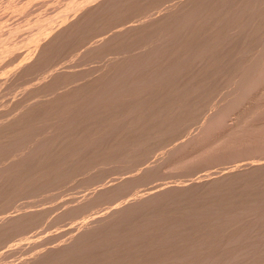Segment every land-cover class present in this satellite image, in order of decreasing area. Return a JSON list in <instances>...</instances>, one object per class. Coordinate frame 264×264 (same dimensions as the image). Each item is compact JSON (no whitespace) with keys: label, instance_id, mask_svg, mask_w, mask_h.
<instances>
[{"label":"rangeland","instance_id":"obj_1","mask_svg":"<svg viewBox=\"0 0 264 264\" xmlns=\"http://www.w3.org/2000/svg\"><path fill=\"white\" fill-rule=\"evenodd\" d=\"M1 1V3H2V5H0L1 7H0V17H1V24L2 23H4V28L3 27H1L2 25L0 24V32H2L1 34H2V36H1V34H0V37H2V38H0V39H3V40H1L2 42H0V43H3L4 45H6V46H4L3 44H1V46H2V48L3 49H1V47H0V53H1V55H0V116H2V118L0 119V172H2V173H6L5 174V176L2 178V179H0V190H1V192H2V190H4L2 193H0L1 195H0V215H2V216H0V219H1V217H3V216H6V215H14V214H20L22 211H24V210H26V208H29L28 210H30L32 213H33V215L36 213V215H34L35 217H33L34 219H30L31 221H33V220H35L36 219V221H35V224H36V222L38 221L39 222V219H41L40 220V222L42 221H45V222H47L48 220H50V219H52V217L54 216V217H57V218H54V219H52V222H53V220H55V222H56V220L58 219L59 221H57V223H51V224H49L50 222L48 221L47 223L48 224H46L45 222H39L38 224L39 225H41V226H39V225H37V227H38V231H36L37 230V227L35 226V224H33L34 223V221H33V223H32V225H33V228L32 229H30V228H28V226L30 227V225L29 224H31L29 221V224H28V222L27 223H25V226H24V224L23 225H21V226H19V227H17V228H14V229H12L11 231H8V232H5V233H3L1 236H0V243H2V244H0V252H1V256H3V254L4 253H6V251L8 252V250L10 251V249L8 248V246L10 247V245L11 246H16V245H18L19 244V246H16V247H14L15 248V250H16V248H17V251H15V250H13V248L11 247V251L13 250V254H12V252H11V256L10 255H7L6 256V254H8V253H6L5 254V256L7 257H1L0 256V260H2V261H0L1 262V264H9L8 263V261L10 260L11 261V259L13 260V261H11L10 262V264L12 263H16V262H21V261H23L22 260V257H24L23 259H25V260H27V259H30V257H34V256H36V255H38V254H41V253H43L44 251H43V249L45 248L46 249V247H44L43 248V246H46V245H51L50 246V248H54V246L55 247H57L56 246V244L55 243H57L58 242V244L57 245H59L60 246V243H61V239H63L65 242H68V240L67 239H69L73 234H75V232H76V230H77V227L84 221L85 222V219L86 220H90V219H87L88 217H87V215L90 213V215H92L93 214V212H94V216L95 217H97V215L99 216L100 214H104L107 210H109L110 209V207L112 208V207H115V206H119V205H121V202L122 203H124V202H127L128 200H127V198L129 197V198H131V199H129V201L130 200H133V198H136V197H138V195L140 194V195H143L144 193L143 192H148L147 190H149L150 189V187L149 186H151V189H153V187H154V189L156 188H163V185H164V187H166V186H168L167 184H170L171 183V185H173L175 182V184H189V183H191L192 181H194V180H202V179H206V178H209V177H212V176H216V174H220V173H223V171L226 169L227 171H229V170H231L232 168H230V167H232V166H234L233 168H236V167H240L241 169H243V168H246L247 167V165H248V161H249V163H258V164H256V166H253L252 167V169H255L254 171L257 173V174H263L264 173V169H263V167H264V165H262L263 163H264V153H261L262 152V147H263V143H264V134H261L262 132L264 133V80L262 81V82H260L259 84H258V87L256 88V90H254L252 93H251V95H249V97L247 96L246 98H245V100L243 101V103L242 104H244V105H242V108H241V106L239 107V108H234L232 111H230V118L228 117V118H226V120H225V123L226 124H229V123H235V124H237V121L239 122V126L237 125V127L239 128L238 129V133L239 134H237L235 137H233V139H223L224 141H225V143H223L221 146H219L217 149H214L213 150V148H211L212 147V142H213V140L214 139H211V137L213 136V135H215L218 131L217 130H219V129H216V128H218V127H214V130H213V124L215 125V126H219L220 128H221V124L219 125L218 123H217V125L214 123V121H215V119L213 120V118H215L217 115H219V114H221L222 112H224L225 110H226V106L224 107H221V105L224 103V99H225V97L227 96V94H228V92H229V87L228 86H226V82H229L228 80H229V77L231 76V74H233V73H230V71H234V70H236V62L237 61H242V60H244L245 58H237L236 59V61H235V63L236 64H234V65H232L233 66V70L230 68V71L228 70V72H226V76L224 75L223 76V78L221 79V81H219V83L216 85L215 83L216 82H212L210 85H208L207 86V88H205L207 91L210 89V88H212L210 91L211 92H206V90L204 89L203 90V92L198 96L199 98H196L197 99V104H196V102L192 105L194 108H192L190 111H192L191 113L188 111H186L187 112V116H189L188 114H191L190 116H193V112H195V109H197V108H199V107H201V109H200V111H199V109H197V112H195V116H197V117H195V116H193V117H187L186 118V116H184V114L186 115V113H184L182 116H179V118H177L176 120H174V121H172V122H165V123H163L162 121V123L161 124H157V123H159L158 121L159 120H161V115H160V111L156 108V106L154 105V103H153V101L154 102H156V100L158 99V97H159V95H166L167 93H164V92H162V90L160 91V93H159V91L158 92H156V93H151L149 96H146V98H145V100H147V101H149V103H151V104H147L146 106H143L144 108H146V110H144L143 112L141 111V112H139L138 114H137V118L135 117V116H133L132 117V119L130 120V122H131V124L132 125H130V124H128V125H124L123 127H126V126H133V129L135 130V132H136V129L134 128V126L135 127H138L139 126V123L140 124H142V122H143V120L145 119V118H148L147 119V123H149V125H150V127L152 126V127H154V128H151L150 129V127L147 125V123H145L144 125L146 126H148L149 127V129L152 131L153 129H155L154 131L156 132V134H157V136H156V134L155 135H153L152 134V136H154L155 137V139H153L151 136L149 137V134L151 135V133L152 132H154V131H152V132H150L149 134H148V136L146 135V133H143L144 131H146V128H145V126H143V125H141V126H143L144 127V131H143V129H141L142 127L141 126H139L138 128H140L143 132H141V130L140 129H137V130H140V131H137L139 134L141 133V136H142V134H143V138H146V136L148 137L147 139H148V141L149 140H151V139H153L154 141H152V142H148L146 139H144V140H146L147 142H148V145L150 144V146L152 145V143H153V145L151 146V148L150 147H148V145H147V142L145 143L144 142V140H142V142L144 143H142L141 144V139H143V138H141V139H136L137 141H139V143L137 144V141H134V137H132L131 135H132V133L133 134H135L136 135V133H134V130H132V131H129L128 129V127H126V128H128V129H126V131L128 130L129 132H124V130H125V128L123 129V127L122 128H119V129H123V132L125 133V134H127V133H131L130 134V136L133 138V141H134V143H132V145L129 147V148H131L132 146L134 147L135 145H136V147H134V148H131L130 149V151L132 150V151H136V148H138V146L137 145H139L140 144V146H139V148H142L141 147V145L143 146V148H144V146H146V148L148 147V150H149V148H150V150L153 152H151V155L153 156H151L150 155V150L147 152V153H149V155L146 153V154H144V152H146L147 150H145V149H138V150H141L140 151V153L141 152H143L142 153V155L144 156H146V155H148L149 157L147 158L148 160H146V157H145V159L144 160H139V161H136L137 160V157H138V154H140V153H138L137 154V152H135V153H133L132 151H131V153H133L132 155H137V157H135V162L136 163H132L130 160V162L132 163H129V161H127V160H124V161H127L126 163L129 165V168H132L134 165L133 164H135V167H133L130 171L128 170V166L126 165V163L124 162L123 164H124V166H125V168L124 169H126V170H128L127 172H130V173H127V175L128 176H126L125 174V172L122 170V172H119L118 170L120 169V168H117L119 165H118V163H119V161L120 160H123V159H119V157H124L125 158V156L128 158V156H129V154H131V153H126V152H130V151H128L127 149H129L127 146L128 145H125L124 143L125 142H127V144H130V139H132L130 136V138L128 139L126 136H121V137H124V138H126V139H128V141L127 140H124L125 142H123V141H121L122 139H124V138H121V139H119L120 141L119 142H115V143H118V146L120 147L121 145H122V143H120V142H123V144L125 145V149H126V147H127V149L126 150H124V147H120V149L122 148V150H119L121 153H126V155L125 156H123V154L121 155V156H119L117 159H119V161L117 160V163H115V159H114V157H113V159H111L112 157H110V159L114 162V167H112V168H114V169H118V170H114V172L116 173L117 171V173H121V175L120 174H117V175H115L114 174V172H113V174L115 175H113L111 172L113 171V170H111L110 168H111V166H113L112 164H110V163H113V162H110L109 163V161H111V160H109L108 159V156H113V155H115L114 154V149H115V151H117V155H120L121 153L118 151V149H119V147H114V149H113V147L112 148H109V150H111V149H113V150H111L110 152L108 151L107 152V154L106 153H104V152H106V150H102V149H107L108 150V146L107 147H103V145L105 144H103L102 145V148H101V144L99 143V147L97 148V152H99L100 150H102V151H100V154H102V155H107V157L105 156H103L102 157V159L103 158H107L106 160H108V162L107 161H105V159L104 160H102L101 159V156L102 155H100L99 153H98V155L100 156V161H97V160H99V158H98V155H96V157L95 156H93V154L95 155V153H96V151H95V153H94V151L92 150L93 149V146L95 145V141H94V139H96V145H98L97 144V142L99 141V142H101L100 141V137H101V133H104V132H101V130H103V129H101V127H103V125L104 124H102L103 122L102 121H104V122H106V119L104 120V119H102V123L101 122H99V120H101V117L102 116H99V118H98V114L97 113H99V114H104V113H106V114H108V116L106 115V117H109L110 115H109V113H117V111L119 112V114H120V112H122L123 110L124 111H127L129 108H131L132 106H133V100L132 101H130V100H127L126 99V101H124V102H121V103H118V105L120 104H124V106L123 107H121V106H114L113 107V105H111L110 103H109V105H110V108H108L109 106L107 105V107H106V105H104V107H103V105H102V107H103V112L101 111H99V107L97 108V111L95 112L94 111V114H97V115H95V116H97V119H98V124L100 125H98V126H95L96 124H95V122L96 121H94L93 123V125L95 126H92L91 125V123H89V122H91V121H93V120H91L93 117H94V115H93V117H92V113H93V111H92V113L91 112H85L87 115L89 114V116H91V117H89L88 116V118L90 119H88V118H86V116L87 115H82L84 112H80L81 114H79V113H77L76 115H75V119H78V121H76L75 122V119H74V121H72L71 123H73L74 122V125H76V124H78L79 126H81V124H82V126L83 125H85V126H83V128L82 127H79L78 129L80 130V132L82 131L83 133L81 134L80 132H76L75 130V132L72 130V129H74V128H72V127H74V126H72L71 124H70V126H72V127H70V128H72L71 130H70V128H69V133L71 134V136L69 135V137L68 138H66V134H69L67 131V129H68V126L66 125V126H64V125H62L63 127H65V128H59L58 127V129L60 130V131H58V132H56V129H54L55 127H53V125L56 123L57 124V126H58V122H61V120L63 119V117L66 115V113L68 112V116L70 115H73L76 111H75V109L77 108V110H80L81 111V107H84L85 106V104H87V102L89 101V100H87V99H89V97L88 96H92V94H90V93H92V92H90L89 93V95L87 96L86 94H88V91H90L91 89H92V87L91 88H86V87H89V86H87V85H89V84H85V83H90V82H92L93 84L92 85H94V84H96L95 82L96 81H98L99 82V80L103 77V74H105L106 72H107V69H109V67L111 66V64L110 63H113L114 64V66L119 62V61H121L122 62V60L124 59V58H126V57H128L129 55H130V53H128L127 55H126V52H129L130 50H132V52H131V54H135V53H138V52H140L141 51V49H143V45H135V43H137L136 42V40H139V36H140V34H141V40H139L138 41V43L139 42H141V44H144V43H146L151 37H152V35H154V33H155V31L154 32H152V30H154L155 29V27H156V23H154L153 24V22L152 21H155L156 19H154L152 16H154V17H156V16H164V15H168V13L169 14H174V12L173 11H175V10H177L175 13H183V12H186V11H190V10H193L194 11V9H196V10H198L199 9V7L200 8H203L204 7V9L205 8H209L208 10L210 11L209 13H211V15L213 14V16H215V17H218V18H220V15H216V13H217V11H214V10H218L219 11V14H221V16H222V14H223V12L224 11H222V9H223V7H222V9L220 8L221 6V3H220V1L219 0H212V2H210L209 0H208V4H206L208 7H206V6H203L202 4L204 3V5H205V1L203 2V0L201 1V0H199L201 3V5H202V7L201 6H199L200 4H199V2H198V0H195V1H197V5L195 4V2L193 1V0H177V2L174 0H172L173 2H176V3H180V5H179V3H178V5L179 6H176V8H175V6L174 5H172L173 4V2L171 3L169 0H147V1H145V0H140V3H141V1H142V4H139V5H135V4H133L132 2H135V0H132V2H129L128 3V1H125V2H123V3H125V5L122 3V5H120V6H116V7H114L115 9H113L112 7H110V8H107L106 10H105V12H104V10L102 11V12H104V14H107V12L109 11V15L108 16H102V15H104L103 13H98V15L99 14H102V15H99V18L97 19V16H96V14L95 15H93L92 17V19H91V17L89 18V19H91V20H89L90 21V23L89 24H92V22L93 21H95V19H96V23L95 22H93V23H95V25L94 24H92V26L91 27H89V29L87 28V29H85L84 30V32H80L81 33V35H79V36H77L78 34H80L79 33V30L81 31L82 30V28L84 29V28H86V27H88V26H90V25H88V23L87 22H89L88 20L86 21V24H84V23H82L81 25L82 26H78V27H80V28H78V30H77V28H76V30L71 34L72 35V37H71V35L70 36H68L67 38H65L66 39V41L68 40L69 42H71V44H69V42H68V44L64 41L65 39H63L62 41H61V43L63 42L65 45H67L66 47H65V45L63 46V45H61V43L59 42L58 44H55V45H49V47H47V48H45L44 49V51L43 52H41V50H40V48H41V45L44 43V42H46L53 34H54V32H56V30H58L60 27H63L65 24H67L68 22H70V20H72V18L73 17H75V16H77L79 13H81V11L85 8V7H87L88 5H92V4H95V2H97V1H99V0H14V1H12V0H7V2L5 3L4 1H6V0H0ZM130 1V0H129ZM143 1H145V2H143ZM185 1H186V3L187 4H189L188 6L187 5H184V4H186L185 3ZM218 2L219 4H214L213 2ZM237 1V0H236ZM238 1H240V0H238ZM249 1H251V3H255V2H259V1H261V0H249ZM4 2V3H3ZM136 2H139V0L138 1H136ZM135 2V3H136ZM203 2V3H202ZM0 3V4H1ZM9 5H8V4ZM128 3V4H127ZM144 3V4H143ZM167 3H171L170 5H167V7L166 6H164V5H166ZM176 3H174V4H176ZM184 3V4H183ZM212 3V4H211ZM134 6H133V5ZM137 4V3H136ZM147 4V5H146ZM191 5H193L192 7H191ZM212 5H214V6H212ZM3 6V7H2ZM129 6L131 7L130 9H129ZM136 6V7H135ZM170 6H172V7H170ZM185 6H187V7H185ZM191 7V8H194V9H187L188 7ZM211 6V7H210ZM217 6V7H216ZM156 7H159V8H157L156 9ZM172 8V10L170 9V8ZM173 7H174V9H173ZM179 7L181 8V9H179ZM149 8V9H148ZM151 8H153V9H151ZM186 8V9H185ZM38 9V10H37ZM137 9V10H136ZM153 11H151V10ZM161 9V10H160ZM163 9H165V11L163 10ZM214 9V10H213ZM182 10V11H181ZM184 10V11H183ZM2 11H3V13H2ZM115 11V12H114ZM159 11H161V13H158ZM172 11V12H171ZM180 11V12H179ZM112 12V13H111ZM126 12V13H125ZM147 12H150L151 14L153 13V15H151L150 13H149V15H150V17L148 18V19H151V18H153L154 20H152L151 21V23H150V21L149 20H146L145 18H146V15H148V13ZM165 12V13H164ZM214 12V13H213ZM146 13V14H145ZM161 14V15H160ZM184 14V13H183ZM261 14V16H259L260 18L262 17L263 18V21H264V10L262 11V13H260ZM148 15V16H149ZM122 16V17H121ZM169 16V15H168ZM103 17V18H102ZM106 19H105V18ZM143 17H145V18H143ZM102 20H101V19ZM109 18V19H108ZM8 19V20H7ZM100 19V20H99ZM104 19V20H103ZM111 19V20H110ZM224 20V19H223ZM92 21V22H91ZM98 21H102L101 23H103V24H100V22H98ZM11 22V23H10ZM98 22V23H97ZM213 22V21H212ZM211 22V23H212ZM229 22V21H228ZM106 23V24H105ZM201 23V22H200ZM210 23V25H209V23L208 24H205V25H203V27L206 29H209V28H211V27H214V25H212ZM264 23V22H263ZM5 25H6V27L7 28H5ZM85 25H87V26H85ZM108 25H109V27H108ZM142 25V26H141ZM151 25H153V26H151ZM208 25V26H207ZM226 26L228 25L227 23L225 24ZM85 26V27H84ZM101 26V27H100ZM106 26V27H105ZM130 26H138V29H137V31L136 30H134V31H132V33L130 32L128 35H130V37H131V39H132V37L133 38H135V35H136V38L134 39V41H133V39H132V41H131V43H130V38H129V36L127 37V36H121L120 34H117V32H119V31H121V30H123L124 28H126V27H130ZM82 27V28H81ZM103 27V28H102ZM154 27V28H153ZM196 27H198V26H196ZM195 27V28H196ZM220 27H222V26H220ZM262 27V32H260L259 33V35H258V37H257V39L259 38V40H264V37H263V35H264V25H262L261 26ZM98 30V31H96V29ZM223 28V27H222ZM8 29V30H7ZM49 29V30H48ZM94 29V30H93ZM214 29V28H213ZM212 28H211V30H213ZM6 31H9V32H6ZM15 31V32H14ZM19 31V32H18ZM26 31V32H25ZM78 31V33H76ZM83 31V30H82ZM149 31V32H148ZM222 31H223V29H222ZM89 32V33H88ZM115 32V33H114ZM8 33V34H7ZM13 35L12 36V38H11V34ZM28 33V34H27ZM74 33H75V35H74ZM137 33V34H136ZM139 33V34H138ZM5 34V35H4ZM77 34V35H76ZM115 34L116 35H118L117 37L115 36ZM7 35V36H6ZM8 35H10V36H8ZM19 35H21V37H19ZM114 35V36H113ZM6 36V37H5ZM14 36H16V38H20L19 40L18 39H16ZM81 36H83V37H81ZM138 36V37H137ZM195 36H197V34H196V32H194L193 33V35H192V37H191V39L188 41V38H187V40L186 41H184L183 42V44H181V46H180V48H179V60L182 58V49L183 48H185V47H189L190 46V42H193V41H195ZM257 36V35H256ZM256 36H254V37H252V38H256ZM263 37V39H260V38H262ZM4 37H5V40H4ZM14 37V38H13ZM69 37H71V38H73L74 37V39H72V40H70L71 38H69ZM108 37H112V42H109V45L107 44V45H105V46H103L102 48L104 49H102L101 48V50L100 49H98V51H100V52H98L97 51V49L95 50V49H93L94 51L93 52H91V48L90 47H92V46H96V44L97 43H99L100 41L102 42V41H104V40H106ZM143 37V38H142ZM223 37H224V34H223ZM9 38H11V39H9ZM86 38V39H85ZM117 39V41H116V39ZM45 39V40H44ZM85 39V40H84ZM144 39V40H143ZM237 39H239L238 41H236V42H238V43H240V42H242V37H239V38H237ZM236 39V40H237ZM249 39V38H248ZM18 40L19 42H16V41ZM247 40V39H246ZM251 40V39H250ZM259 40H257V42L259 41ZM24 41V42H23ZM44 41V42H43ZM85 41V42H84ZM188 41V42H187ZM254 41H255V39H254ZM6 42V43H5ZM129 42V43H128ZM144 42V43H143ZM234 42H235V40H234ZM235 42V43H236ZM251 42H253V39L251 40ZM256 41L255 42H253L254 43V45L257 43ZM8 43V44H7ZM19 44V45H17V44ZM137 43V44H138ZM235 43H233V41L231 42V44L232 45H234ZM238 43L237 44H235V45H238ZM261 42L259 41L257 44H260ZM14 45V46H12V48H10L11 47V45ZM16 44V45H15ZM33 44V45H32ZM81 44V45H80ZM129 44H132V46L130 47L129 46ZM135 46H137L138 48L140 47V51L138 50V48L137 47H135ZM140 44V43H139ZM252 44V43H251ZM256 44V45H257ZM69 45V46H68ZM71 45V46H70ZM231 45V46H232ZM235 45H234V47H232L233 48V50L232 51H234V48H235ZM4 46V47H3ZM63 46V47H62ZM230 46V45H229ZM239 46V45H238ZM237 46V47H238ZM65 47V48H64ZM72 49H71V48ZM129 47V48H128ZM136 48V49H134V48ZM256 47V46H255ZM257 47H258V45H257ZM64 48V49H63ZM93 48V47H92ZM111 48V49H110ZM124 48V49H123ZM10 49V50H9ZM35 49H37V52H36V50ZM67 51H66V50ZM120 49H123V50H120ZM129 49V50H128ZM174 49V48H173ZM172 49V51H171V47H170V49H169V46H167V47H165V49H164V52H163V55H162V57H161V61H165L166 62V64L167 65H169L168 67H172V65H171V63L169 62V61H171V54L172 53H174L175 52V49L173 50ZM2 50L4 51L3 52V54H2ZM138 50V51H137ZM236 50V49H235ZM104 53H103V52ZM120 51V52H119ZM231 51V52H232ZM5 52H8V53H5ZM17 52V53H16ZM34 52V53H33ZM36 52V53H35ZM63 52V53H62ZM119 52V53H118ZM135 52V53H134ZM5 53V54H4ZM33 53V54H32ZM118 53V54H117ZM185 53V52H184ZM34 54H38V55H34ZM93 54V55H92ZM116 54V55H115ZM119 54H123V56H124V58H122V57H119V58H116V57H118L119 56ZM125 54V55H124ZM55 55V56H54ZM166 55V56H165ZM17 56V57H16ZM32 56H33V58H32ZM102 56V57H101ZM105 56V57H104ZM115 56V57H114ZM121 56V55H120ZM147 56H148V58H152V56H153V53L152 52H150L149 54H147ZM165 57V58H164ZM6 58V59H5ZM31 58V59H30ZM40 58V59H39ZM120 58H122V60H120ZM14 59V60H13ZM30 59V61H29V63L30 62H33L34 60L36 61L35 62V64H33L31 67H29L28 69H25V71H24V69L22 68V67H24V65L23 64H28V60ZM57 59V60H56ZM59 59V60H58ZM115 59V60H114ZM127 59H129V61L130 62H132V60H130V58H127ZM153 59V58H152ZM118 60V61H117ZM124 60H126V59H124ZM246 60V59H245ZM244 60V61H245ZM114 61V62H113ZM115 61H117L116 63H115ZM127 62V61H124V62H126V64H128V63H130V62ZM6 64V65H5ZM107 64V65H106ZM113 64H112V66H113ZM22 65V66H21ZM107 66H108V68H107ZM111 66V67H112ZM231 66V67H232ZM18 68V69H17ZM23 70H22V69ZM48 68H50V70L48 69ZM107 68V69H106ZM13 69V70H12ZM52 69V70H51ZM32 70V71H31ZM13 71H15V74L14 75H11L12 74V72ZM58 71H59V73H58ZM105 71V72H104ZM11 72V73H10ZM14 73V72H13ZM44 73H45V75H44ZM50 73V74H49ZM56 73V74H55ZM52 74V75H51ZM74 74V75H73ZM7 75V76H6ZM5 78H4V77ZM47 76H49V77H47ZM55 76V77H54ZM44 79H43V78ZM82 77V78H81ZM89 77V78H88ZM94 79V81H93V79ZM18 78V79H17ZM70 78V79H69ZM95 78H98V79H95ZM6 79V80H5ZM79 79V80H78ZM225 79V80H224ZM227 79V80H226ZM3 80V81H2ZM58 80V81H57ZM76 80H78V81H76ZM81 80V81H80ZM86 80H91L90 82L89 81H86ZM6 81V82H5ZM10 81V82H9ZM86 81V82H85ZM70 82V83H69ZM75 82V83H74ZM68 83V84H67ZM194 83V82H193ZM221 83V84H220ZM45 84V85H44ZM49 84V85H48ZM62 84V85H61ZM85 84V85H84ZM215 84V85H214ZM224 84H225V86L227 87H225L224 86ZM56 85V86H55ZM228 85V84H227ZM85 86V87H84ZM211 86V87H210ZM213 86H215V87H213ZM54 87V88H53ZM67 87V88H66ZM74 87V88H73ZM78 88V89H76V88ZM94 87H96L95 85H94ZM210 87V88H209ZM226 88V90L224 89V88ZM53 88V89H52ZM63 89V90H62ZM90 89V90H89ZM95 89V88H94ZM94 89H92V91L94 90ZM188 89H191V87L189 86L188 87ZM214 89V90H213ZM50 90V91H49ZM58 90V91H57ZM60 90V91H59ZM75 90H79V92H75ZM227 90H228V92H227ZM260 91V92H259ZM43 92V93H42ZM57 92V93H56ZM75 92V93H74ZM87 92V93H86ZM214 92V93H213ZM77 93H79V95L78 96H80V97H82V98H80V99H78L77 101L79 102V104H80V108H79V105L77 104L78 102H76V101H74L75 103H76V107H75V103L73 102V100H75V97H77L78 98V96H77ZM86 93V94H85ZM213 93V94H212ZM39 94H40V96H39ZM62 94V95H61ZM81 94V95H80ZM207 94H209L208 95V97H210V101H212V102H214V105H213V103L212 102H209L208 101V103L210 104H208L206 101H207V99L206 98H208L207 97ZM253 94H255V95H253ZM75 95V97H73V96ZM161 95V96H162ZM206 95V96H205ZM212 95V96H211ZM214 95V96H213ZM58 96V97H57ZM71 96H72V99H71ZM87 96V97H86ZM166 96H168V94L166 95ZM251 96V97H250ZM55 97V98H54ZM63 97V98H62ZM155 97V98H154ZM213 97V98H212ZM262 97H263V99H262ZM162 98H163V96H162ZM167 98V97H166ZM166 98L164 97L163 99H162V101H163V103H165V101H166ZM44 99V100H43ZM47 99V100H46ZM42 100V101H41ZM65 100L67 101V102H65ZM71 102H73V103H71V107H72V109L73 108H75L74 109V112H73V110L71 111V107H69L68 108V104L70 103V101ZM161 100V99H160ZM201 100V101H200ZM208 100H209V98H208ZM45 102V103H44ZM200 102H202V103H200ZM255 102V103H254ZM41 103V104H40ZM44 103V104H43ZM65 103H66V105H65ZM82 103V104H81ZM198 103H199V105H198ZM205 103H207V104H205ZM36 104V105H35ZM47 104V105H46ZM59 104H61V105H59ZM126 104V105H125ZM213 106H212V105ZM246 104V105H245ZM73 105V106H72ZM78 105V106H77ZM198 105V106H197ZM209 105V107L207 108V106ZM215 105H217V107L215 106ZM220 105V106H219ZM45 106V108L46 107H48V109L51 107V108H55V110L54 109H42L43 107ZM58 106V107H57ZM59 106H60V108H59ZM63 106H67V107H63ZM112 106V107H111ZM211 106V107H210ZM34 107H35V109H34ZM63 109H62V108ZM101 107V106H100ZM121 108V110L122 111H120L119 109ZM244 107V108H243ZM18 108V109H17ZM39 108V110L36 112V110ZM57 108H58V110H57ZM67 108V109H66ZM114 110H113V109ZM115 108L116 109H118L117 111L115 110ZM123 108V109H122ZM211 108H213V109H211ZM248 108V109H247ZM256 108V109H255ZM18 111H17V110ZM59 109H61L62 111H60V113L61 114H65L63 117H61V114L59 113V112H57V111H59ZM68 109H70V111H71V113H69V111H67ZM106 109V110H105ZM108 109V110H107ZM109 109H110V111H109ZM162 109H166L165 107H163L162 106ZM205 109H207V110H205ZM215 109V110H214ZM219 111V114H217L216 115V111L217 110ZM237 109V110H236ZM20 110H21V112H20ZM43 110H45V113H43L44 111ZM52 110V111H51ZM53 110L54 111H56L57 112V115L59 114L60 115V117H59V115H58V117H59V121H56V120H58V118L56 119V116H54L55 114H53ZM240 110V111H239ZM241 110L243 111L244 110V113L243 112H241ZM250 110V111H249ZM254 110V111H253ZM64 111V112H63ZM67 111V112H66ZM204 111V112H203ZM235 111V112H234ZM237 111H239V112H237ZM251 111H252V113H251ZM256 111V112H255ZM2 112H3V114H2ZM20 112V113H24L25 112V114H27V115H23V119H21L22 117H20L22 114H20L18 117L15 115V114H17L18 115V113ZM47 112H49L48 114H49V116H45L46 114H47ZM50 112H52V113H50ZM63 112V113H62ZM200 112H202L201 113V115L202 116H200ZM208 112V113H207ZM232 112V113H231ZM5 113V114H4ZM15 113V114H14ZM37 113H39V114H41V116L40 115H37V118L39 117V118H41L42 117V115H44L41 119H39V120H42V122L41 121H39L35 116H36V114ZM55 113V112H54ZM73 113V114H72ZM141 113V114H140ZM199 113V114H198ZM206 113V114H205ZM240 113H241V116H240ZM243 113V114H242ZM9 114V115H15V118L17 119V121H18V123L16 122V125L18 124V126H20L19 125V121H20V123H21V120H22V123H21V125H24L23 126V130H25V128H26V130H28V131H30L29 133H35V134H39V136L41 137V135H43V134H41L42 133V130L44 131L45 129H47L48 127H51V126H49L50 124H51V122H49L50 120H54V118L56 119L55 121H54V123L52 124V128L55 130V132L56 133H58V134H60L59 132H61V131H63V132H61V134L63 135V137L64 138H66V139H64L63 137H62V135L60 134V137H62L63 139H64V141H61V140H57V143H56V139H57V137L59 138V136H58V134H56V133H53V135H52V133L51 134H48V135H46V136H44V139L43 140H41L42 142H41V144L39 145V146H37V147H35V148H33V150L31 151V152H28V154L29 153H31V154H27V152L26 153H24V154H27V156L30 158V160H29V158L27 157V162L26 161H23V160H21V159H23V158H25L26 159V157H24V156H26V155H23L22 154V156H21V158H20V156H14V157H12L11 155L13 154V153H15L16 152V150L17 149H19V148H17V146H20L21 147V145L22 144H20V143H22L23 141H28L29 139H20V142H19V139L16 141V139H7L12 133H14L15 134V132H16V130H19V132L21 131L20 130V128L17 126V129H13L11 126H9V123L10 124H14L15 123V119H14V116H10V118H8L7 117V115ZM47 114V115H48ZM51 114V115H50ZM198 114V115H197ZM204 114V115H203ZM213 114H215V115H213ZM236 114H238L239 115V118H237V116H236ZM251 114V115H250ZM253 114V115H252ZM263 114V115H262ZM8 115V116H9ZM67 115L64 117V119L66 118V120H68L69 118L67 117ZM78 115L80 116L79 118H78ZM113 114H111V116H112ZM141 115V116H140ZM208 115H209V117H208ZM257 115V116H256ZM4 116H6L7 118H5ZM69 116V117H70ZM81 116L83 117V116H85V118L83 117L82 118V120H80L81 121V123L79 122V119L81 118ZM110 116V118L109 119H111V120H113V119H117L116 117H118L119 115H113L115 118H112ZM144 116H146V117H144ZM157 116H159V119L157 120L156 119V121H154V119L157 117ZM185 118H184V117ZM205 116V117H204ZM210 116L212 117L213 116V118H212V123L211 122H209L208 124H207V128H205L204 127V129H207V130H205V134L204 133H202V134H204L203 135V137L204 138H206L207 136H209V138L207 137L205 140L204 139H202V141L204 142V144L206 145H204L203 143H201L200 142V144H202V145H204L203 147H204V149H203V147H202V149L203 150H205L208 146H210V147H208V150L206 149V151L204 152V151H202V149H201V151H202V156H201V151L200 152H195L194 150H200L199 148H201V146H199V145H196V144H194V145H196L195 147L193 146V143L192 144H190L189 146H191V147H189V146H187V148H188V151H186L187 150V148L186 149H184V150H182V149H180V150H182L181 151V153L182 154H184V156L187 158V159H184L185 157H183V156H181L182 154L180 153V151L179 150H177L175 153H176V155H175V153H170V150H171V148L172 149H175L176 147L175 146H179L180 145V142L182 141V143L181 144H184V143H186L189 139V137H187V135L188 136H190L191 137V135L193 134V135H196V134H198V132H200L199 130H198V128L200 127V130H202L201 132H203L204 131V129H202V127L201 126H199V125H201V123L203 124L205 121H208L207 119H209L210 118ZM219 116H221V115H219ZM234 116V117H233ZM236 116V117H235ZM4 117V118H3ZM20 117V118H19ZM49 117V118H48ZM52 117V119H50ZM105 117V118H106ZM141 117V118H140ZM199 117V119H197ZM234 119H233V118ZM242 117V118H241ZM11 118H12V121H10L11 120ZM46 118H48V119H46ZM68 118V119H67ZM72 118H74L73 116H72ZM136 118V119H135ZM152 118V119H151ZM193 118V119H192ZM196 118V119H195ZM207 118V119H206ZM218 118V117H217ZM235 121H233L232 119ZM237 119V121H236V119ZM252 118V119H251ZM257 118V119H256ZM6 121H5V120ZM14 119V120H13ZM24 119H27L28 121H25ZM61 119V120H60ZM84 119V120H83ZM93 119H95V117L93 118ZM108 119V120H109ZM228 119V120H227ZM229 119H230V121H229ZM262 120V121H259V120ZM4 120V121H3ZM24 120V121H23ZM46 120V121H45ZM89 120V121H88ZM107 120V121H108ZM110 120V121H111ZM139 120H142V122L140 121L139 122ZM146 120V119H145ZM177 120H179V121H177ZM182 120V121H181ZM194 120V121H193ZM199 120V121H198ZM252 120V121H251ZM8 121V122H7ZM82 121L84 122V121H86L87 123H89L91 126H89V127H87V123L86 122H84V124L82 123ZM150 121V122H149ZM233 121V122H232ZM24 122H26V124H24ZM35 122V123H34ZM49 122V123H48ZM96 122V123H97ZM137 122V123H136ZM144 122H146V121H144ZM152 122V123H151ZM180 122V123H179ZM182 122V123H181ZM195 122L197 123V126L195 125L194 126V124H195ZM199 122V123H198ZM248 122V123H247ZM256 122V123H255ZM7 125H6V124ZM38 123H41L42 125H38ZM45 123H47V126H45ZM67 123H68V125H69V121H67ZM76 123V124H75ZM107 123H109V122H107ZM186 123V125H182V124H185ZM192 123H193V125H192ZM247 123V124H246ZM262 123V125H260ZM13 124H12V126H13ZM35 124H37V125H35ZM49 124V125H48ZM56 124H55V126H56ZM101 124H102V126H101ZM106 124V123H105ZM135 124V125H134ZM152 124V125H151ZM199 124V125H198ZM241 124H244L248 129H250V127H251V129H252V127H253V131H249L248 130V132H247V128H244V125H242L243 126V128H240V126H241ZM257 124H259V125H257ZM9 126V129L7 128V127H5V126ZM27 125H29V126H27ZM107 125V124H106ZM179 126V128H177V126ZM188 125H191L192 126V129H193V126H194V131L196 132V129H197V133L196 134H194L193 133V131H192V129L188 126ZM248 125L250 126V125H252V126H250V127H248ZM15 126V125H14ZM25 126H27V127H25ZM36 126V127H35ZM39 126V127H38ZM61 126V127H62ZM121 126V125H120ZM146 126V127H147ZM181 126V127H180ZM188 126V127H187ZM260 127V129H258L257 130V132H256V130L255 129H257L256 127ZM4 127V128H3ZM12 128V132H10V129ZM22 127V126H21ZM25 127V128H24ZM67 127V128H66ZM78 127V126H77ZM91 127V128H90ZM94 127V128H93ZM147 127V128H148ZM196 127H198V128H196ZM258 127V128H259ZM7 128V129H6ZM14 128H16V127H14ZM28 128V129H27ZM81 128H82V130H81ZM84 128L87 130L88 128H89V132L91 133V135H90V137L88 136V134L89 133H84L85 131H83L84 130ZM96 128H98V129H96ZM176 128V129H175ZM183 128H184V130H187V131H185L184 132V130H183ZM188 128H190V131H189V129ZM22 129V128H21ZM65 129V130H64ZM77 129V128H76ZM78 129H77V131H78ZM100 129V133H99V130ZM114 128H112V129H110L109 131H107V132H110V134L108 133V135L107 134H105V133H107V132H105L104 134L105 135H107V137L104 135V137L106 138V140L108 139H110L109 138V136L111 135V134H114L113 132H115V131H118L119 129L118 128H115V131L113 130ZM118 129V130H117ZM132 129V127L130 128V130ZM180 129V130H179ZM25 130V131H26ZM35 130V131H34ZM53 130V131H54ZM94 130H95V132L96 131H98V137L96 136L95 137V135H96V133H94ZM112 130V131H111ZM148 130V129H147ZM179 130V134H178V131ZM183 130V131H182ZM216 130V131H215ZM221 130V129H220ZM219 130V131H220ZM254 130H255V133H253L254 132ZM260 130V131H259ZM28 131H26V132H28ZM93 133H92V132ZM213 131V132H212ZM247 133H246V132ZM67 132V133H66ZM75 134H74V133ZM86 132H88V130L86 131ZM112 132V133H111ZM147 132V131H146ZM154 132V133H155ZM171 132H172V135H171ZM181 132H182V134H181ZM187 132V133H186ZM190 132L192 133V134H190ZM250 132H252L253 134H255V135H253L252 133H250ZM17 133H18V131H17ZM78 133H80V136L81 135H83V134H85L84 136H83V138L84 137H86V136H88L87 138H90V140L92 141V139H93V141H94V143L93 144H91V145H93L92 147H91V145H90V148H92L91 150L89 149L88 150V152H90L91 154H92V156H91V154H87V150H86V148L87 147H83V145H81V143H83L82 141H81V139H82V137H77V136H79L78 135ZM123 133V135H125ZM185 133V134H184ZM260 133V134H259ZM55 134V135H54ZM77 137V138H81V139H77L74 135ZM115 134H117V133H115ZM114 134V135H115ZM145 134V135H144ZM182 135V137H181V135ZM184 134V135H183ZM190 134V135H189ZM200 134V137L198 138L199 140L202 138L201 136H202V134L201 133H199ZM210 134V135H209ZM249 134H251V135H249ZM261 137H259L258 135ZM28 135V134H27ZM26 135V136H27ZM73 135V136H72ZM92 135H94V136H92ZM99 135H100V137H99ZM138 135V134H137ZM136 135V136H137ZM179 135V136H178ZM192 135V136H193ZM25 136V137H26ZM113 136V135H112ZM111 136V137H112ZM134 136V135H133ZM135 136V138H138V137H136ZM139 137H141L140 135H138ZM145 136V137H144ZM211 136V137H210ZM244 136H251V138H253V137H259V139L258 138H256V139H249L248 137H244ZM23 137V136H22ZM21 137V138H22ZM51 137H53L52 139H51ZM94 137V138H93ZM104 137H103V139H104ZM115 137V136H114ZM116 137H117V135H116ZM115 137V138H116ZM177 137V138H176ZM42 138V137H41ZM61 138V139H62ZM77 139V140H75V139ZM87 138H85L84 139V142L86 141V140H88L87 142H89V139H87ZM98 138H100L99 140H98ZM115 138H113L112 140L113 141H118V140H115ZM119 137H117L116 139H118ZM180 138H182V139H180ZM235 138V139H234ZM244 138H247V139H244ZM62 139V140H63ZM71 139H73V140H71ZM102 139V140H103ZM157 139V140H156ZM179 140L178 142H177V140ZM54 141V144L52 143V141ZM79 140V141H78ZM98 140V141H97ZM111 140V139H110ZM110 140L108 141V143L107 144H109L110 145ZM175 140V141H174ZM181 140V141H180ZM185 140H186V142H185ZM226 140H227V143H226ZM63 142V144L61 143V142ZM67 141V142H66ZM81 141V143H79ZM112 141V142H113ZM222 141V140H221ZM231 143H230V142ZM110 142V143H109ZM135 142H136V144H135ZM156 144H155V143ZM159 142V143H158ZM196 142H198V141H195V143ZM206 142H208V144L206 143ZM244 142V143H243ZM52 143V144H51ZM86 143V142H85ZM114 143V142H113ZM119 143H120V145H119ZM161 143V146H162V148L160 147V144ZM199 143V142H198ZM18 144V145H17ZM20 144V145H19ZM56 144H58L57 146H58V148L56 147ZM61 144L63 145V147H61ZM112 144V143H111ZM134 144V145H133ZM146 144V145H145ZM163 144V145H162ZM171 144V145H170ZM228 144H230V145H228ZM12 145V146H11ZM13 145H14V147H13ZM66 146V148H65V146ZM106 145V144H105ZM116 145V144H115ZM114 144H112L111 146H115ZM123 145V146H124ZM154 145H155V148H153L154 147ZM158 145V146H157ZM168 145H170V146H168ZM226 145H228L229 146V148L230 149H232V151L228 148V146H226ZM233 145V146H232ZM236 145V146H235ZM242 145V146H241ZM110 146V147H111ZM117 146V145H116ZM165 146V147H164ZM172 146V147H171ZM192 146H193V148H192ZM197 146H199V147H197ZM224 146H225V148H224ZM250 146V147H249ZM15 147H16V149H15ZM157 147H159V149L157 148ZM175 147V148H174ZM248 147V148H247ZM60 148V149H59ZM61 148H63V149H61ZM66 150H65V149ZM89 148V147H88ZM87 148V149H88ZM100 148V149H99ZM157 148V149H156ZM167 150H166V149ZM191 148V149H190ZM240 148V149H239ZM12 149V150H11ZM57 149H59V152H58V150ZM68 149V150H67ZM84 149H85V151H84ZM154 149V150H153ZM156 149V150H155ZM169 149V150H168ZM190 149V150H189ZM194 149V150H193ZM224 149V150H223ZM228 149V150H227ZM259 149H261V150H259ZM56 150H57V152H56ZM61 150L63 151V152H61ZM94 150H96V148L94 149ZM143 150H145V151H143ZM162 151V152H159V151ZM226 150V151H225ZM240 150H243V151H240ZM251 150V151H250ZM65 151V152H64ZM91 151H93V152H91ZM104 151V152H103ZM156 151V152H155ZM194 152V155H193V152ZM209 153H208V152ZM249 151V152H248ZM264 151V150H263ZM67 152V153H66ZM103 152V153H102ZM111 152H113V154L111 153ZM164 152H166L165 153V155L163 154ZM168 152V153H167ZM178 152H179V154H178ZM187 152V153H186ZM189 152H190V154H189ZM221 152H224V156L226 157H224L222 154H221V157L223 156V158H225V162L227 163H225L224 162V165L223 166H227V168L226 167H224L225 169L223 170V168L222 169H220V171H219V168H221V167H223L222 166V163L223 162H221L220 163V155L219 156H217V154H220ZM236 153L235 155H234V158L236 157L237 158V156L239 157L238 159H240L241 157L244 159H240V160H237L236 158L234 159L232 156H229V155H231L230 153ZM239 152V153H238ZM245 152V153H244ZM61 153H63V154H61ZM70 153V154H69ZM73 153V154H72ZM85 153V154H84ZM118 153H120V154H118ZM204 153H208L207 154V156H205L204 155ZM251 153V154H250ZM59 154H60V156H59ZM67 155V157H66V155ZM97 154V153H96ZM155 154V155H154ZM158 154V155H157ZM169 154V155H168ZM173 154V155H172ZM181 154V155H180ZM198 154H200V155H198ZM240 154H242L241 156H239ZM62 155V156H61ZM83 155V156H82ZM116 155V156H117ZM134 155V156H135ZM142 155H139L140 157H138V159L140 158H142L143 156ZM162 155H164L165 157H167L168 159L166 160L168 163V166H166L167 164L165 163V159H163V163H165V164H163V165H160L161 167H159V165L158 164H161L160 162H161V157H163ZM178 155V157L181 159V157L183 158V161H181L178 157L176 158V156ZM196 155V156H195ZM228 155V156H227ZM246 155H249V157L248 156H245ZM86 156H88V157H86ZM90 156V157H89ZM157 156H160L159 158L157 157ZM173 156H175V157H173ZM191 156H193L192 158H191ZM199 156V157H198ZM204 156H205V159H204ZM213 156L215 157L214 159L216 160H214V163L215 162H217L218 164V166H217V168H216V166L214 165V166H211L212 168H207V169H209V170H207L206 169V171L205 170H202V169H200V168H204V167H202L203 166V163H204V166H205V162L208 160V166L210 167V165L213 163V160L212 161H209V160H211V158L213 159ZM252 158H251V157ZM63 157V158H62ZM152 158V159H157V161H159V163L155 160V162H152V160L150 159L149 160V158ZM157 157V158H156ZM169 157L171 158H175L176 159V161H177V159H178V161L176 162V163H178V164H175V159H174V161H172L171 159H169ZM209 157V158H208ZM216 157H217V159H216ZM220 157V158H219ZM18 160V162H19V160H21L20 161V165H17V163L18 162H16V159ZM59 158V159H58ZM63 159V161H62V159ZM65 158H69V159H65ZM71 158V159H70ZM87 158V159H86ZM98 158V159H97ZM116 158V157H115ZM127 158H125V159H127ZM130 159H134V157H132L131 158V155H130V157H129ZM164 158V157H163ZM207 158V159H206ZM232 158V159H231ZM248 158H251L250 160L248 159ZM64 159H65V162L67 163H65L64 162ZM160 159V160H159ZM191 159V161H189ZM245 159H247V161L245 160ZM256 159V160H255ZM262 159V160H261ZM2 160H3V162L4 161H6L5 163H3L2 162ZM60 160H61V162H60ZM173 163V164H175V165H173V167H171L172 166V163L170 162V161ZM187 160V161H186ZM205 160V161H204ZM222 160V161H223ZM232 160V161H231ZM234 160V161H233ZM237 160V161H236ZM259 162H258V161ZM13 161V162H12ZM57 161H59L60 162V164H59V162H57ZM69 161V162H68ZM92 161V162H91ZM97 161V162H96ZM102 161H103V163H104V161L105 162H107V164H105L106 165V167L105 168H107V166H108V172L109 171H111V172H109L108 173V175L111 173V175H107L106 176V174H107V170L106 169H104L103 167H104V164L102 163ZM132 161H134V160H132ZM140 161H142L141 162V165H139L140 163H137V162H140ZM144 161V162H143ZM145 161H147V162H145ZM149 161H151V163L149 162ZM180 161L182 162V163H180ZM189 161V162H188ZM228 161V162H227ZM256 161V162H255ZM15 162H16V164H15ZM24 162H26L25 164H24ZM57 162V163H56ZM158 164H157V163ZM187 163V168L186 169H184L185 167H182V166H186L185 164ZM203 162V163H202ZM209 162H211V164L209 163ZM239 162H240V164H239ZM23 163V164H22ZM63 163H65V165L63 164ZM121 163V162H120ZM142 163H147L145 166H144V164H142ZM153 163H154V165H153ZM169 163H170V167H169ZM202 163V164H201ZM219 163H220V165H219ZM19 164V163H18ZM22 164V165H21ZM72 164V165H71ZM109 164V165H108ZM115 164L117 165V166H115ZM139 165L140 166V168H139V166H138V168H136L137 166L136 165ZM152 164V165H151ZM155 164H157L158 166V168H160V169H164L165 167H169L168 169L166 168V169H164L165 171H169V169L170 168H172V169H175V170H173V171H175V173L177 174H175V173H172L171 172V170H170V172H171V176L172 175H176V176H178V177H176L175 176V179L176 178H178V179H176V180H170L169 178H167L166 177V174L168 175L169 173L167 172V173H165V177L167 178V179H163V177H164V173L162 172V171H164V170H162V171H160V169H157V167L155 166ZM180 164V165H179ZM182 164V165H181ZM188 164L190 165L189 167H188ZM192 164V165H191ZM200 164V165H199ZM234 164V165H233ZM17 165V166H16ZM27 165V166H26ZM31 165V166H30ZM52 165H53V167H52ZM68 165V166H67ZM121 165V167H122V169H123V165H122V163L120 164ZM131 165H133V166H131ZM144 166V168L146 169V170H151V171H153V168L152 167H155L154 168V171L155 170H157L156 172L158 173L159 172V174H161L160 172H162L163 173V177L162 176H160V177H162V178H160L159 176H157V175H159V174H155L154 172H153V174H155L154 176L155 177H153V178H156V181H157V179H158V181H157V183H158V187L156 186V183H155V185H154V183L153 182H156V181H154L153 180V178H152V180H151V177L153 176V174H152V172H149V171H147L149 174H152V176L151 177H149L150 175H148V178H147V172L145 173V169L143 168V166ZM150 167H149V166ZM177 165V166H176ZM178 165H179V167L180 168H178ZM19 166V167H18ZM54 166L56 167L55 168V171H54ZM62 166V167H61ZM64 166H66V167H64ZM93 166V167H92ZM110 166V167H109ZM165 166V167H164ZM174 166L176 167V168H174ZM198 166H201L200 168L198 167ZM230 166V167H229ZM13 167H15V168H13ZM18 167V168H17ZM21 167V168H20ZM59 167V169H57ZM70 167H71V169H70ZM95 167H97V168H100V169H98L97 170V168H95ZM149 167V169H147ZM163 167V168H162ZM197 167H198V170L200 169L201 170V172L200 171H198L197 170ZM216 168V171H215V168ZM260 167V168H259ZM23 168V169H22ZM64 168H66V170L68 169H70L69 170V172H68V170L64 173ZM134 168H135V170H137V172L134 170ZM239 168V169H240ZM256 168H257V170H259L260 172H258V171H256ZM61 169V171L60 172H63L64 174H65V176L64 177H62L63 176V174L61 173V174H59V170ZM62 169H64V170H62ZM142 169H143V171H142ZM181 169H182V171H181ZM192 169V172L190 171V170ZM195 169V170H194ZM205 169V168H204ZM210 169H211V172L213 173H210L209 174V172H210ZM213 169V170H212ZM263 169V170H262ZM72 170V171H71ZM106 170V171H105ZM121 170V169H120ZM125 170V171H126ZM141 170V171H140ZM185 170H189L190 172H188L187 174H188V176L190 175V173H192L193 174V172H194V174H195V172L196 171H198V172H196L197 173V175L195 174V175H190L191 177H187L186 175H185V177H184V172H186ZM194 170V171H193ZM225 170V171H226ZM18 171V172H17ZM27 171V172H26ZM53 171V172H52ZM71 171V172H70ZM100 171H101V173H100ZM102 171L105 173V174H102ZM133 171H135V172H133ZM181 171V172H180ZM208 171V172H207ZM217 171H219V172H217ZM224 171V172H225ZM56 172V173H55ZM100 173V175L99 174H96V176H98L99 175V179H100V177H104L103 179L101 178V180H104V179H106V177L108 178V179H111V180H109V181H111V182H113L112 181V179H114V181H119V179L118 178H120V180L121 179H123L125 176V178H129V179H131L132 178V180L130 181V180H128L127 182H129V183H133L132 185L133 186H129V184H128V187H130L132 190H130L129 191V188H127V187H125V185L127 184V182L125 183V185H123V187H122V189L120 188V190H122L123 191V189H124V193H125V191H126V189H127V191H129L130 192V194L126 191V193H128V195L127 194H123L122 193V191H120V190H116V192L115 191H113L114 193H116V195L114 194V193H112L111 192V194H110V196H108V197H110V199L108 198V200L109 201H113V200H111L112 198H111V196L113 195V196H117V194H119V192L118 191H120V194L122 193L123 195H126V197L124 196H122V195H120L119 194V196H120V198H121V196H122V198L119 200V199H117L118 198V196H117V198H115L114 197V199H116V200H114L113 201V203H109V205L108 204H105V203H107L106 201H107V198H105V196L103 195V198L102 199H104L103 200V202H102V200H101V198L100 199H98V200H96L97 201V203L99 202V200L103 203H101V202H99L98 204H96V202L95 201H93V202H91V204H90V202L88 203V204H90V205H88L87 204V206H89V210L87 211V213H86V211L85 210H87V206H86V208L84 209V208H82V209H80V208H75L77 205H78V203L80 202V200H84V198L86 199L87 198V196H92L93 194V192L94 191H96L99 187H102V186H104L105 184H108V185H111L112 183L110 182V184L108 183V181L106 182L105 180H104V182L102 181L101 182V180H97L98 179V177H96L95 178V176H91L90 174H94V173ZM124 172V173H123ZM132 172L133 173H138L139 172V174L137 175V178H138V176L139 175H141V177L142 178H136L135 177V174H133L132 175ZM141 172H143V173H145V177H143L144 175H142L141 174ZM184 174H183V173ZM205 172H206V174H207V176L205 175ZM254 172V173H255ZM1 173V174H2ZM14 173H15V175H16V173H17V177L14 175ZM58 173V174H57ZM68 173H70V174H68ZM199 173V174H198ZM55 174V175H54ZM57 174V175H56ZM68 174V175H67ZM71 174H73V175H71ZM130 174V175H129ZM180 174V175H179ZM183 174V175H182ZM12 175V178L10 177ZM20 175V176H19ZM58 175H60V176H58ZM91 176V179H92V177L93 178H95L94 180H93V182L92 181H90L91 179H87V178H90V177H87V176ZM105 175V176H104ZM113 175V177H110V176H112ZM125 175V176H124ZM201 175H203L204 176V178L202 177L201 178ZM15 176V179H17V181L15 180V181H11V180H14V177ZM54 176H57V177H61L60 179L58 178V179H56L57 177H55L54 178ZM67 176H70V178L69 179H67L68 177ZM77 176H79L78 178H77ZM116 176H120V177H116ZM123 178H122V177ZM131 176H133V177H130ZM170 176V174L168 175V177ZM170 176V177H171ZM174 176H172L171 178L172 179H174ZM181 176H182V178H181ZM200 176V177H199ZM20 177H22V178H20ZM53 177V178H52ZM66 177V178H65ZM140 177V176H139ZM180 177V178H179ZM184 177V178H183ZM18 178L20 179V181L18 180ZM63 178H65V180L67 181H63L62 179ZM72 178H74L73 180H72ZM84 178V179H83ZM86 178V179H85ZM137 179V181L138 180H141L142 179V181H143V183H141L140 184V182H142V181H138L137 183H138V185H136L135 183V180L134 179ZM146 178V179H145ZM150 178V179H149ZM159 178H160V180H159ZM11 179V180H10ZM54 179V180H53ZM77 179H81L80 181L81 182H83L82 181V179L84 180V181H86L87 180V182L85 183H82L81 184V186H84V184L87 186V184H89V182H90V186L88 187L87 186V188H86V186L84 187V188H82L81 186H77V184L80 182L79 180L77 181L78 183H76L75 182V180H77ZM107 179V180H108ZM143 179H145V180H143ZM149 179V180H148ZM184 179V180H183ZM187 179V180H186ZM194 179V180H193ZM25 180H27L28 182H26L25 184H24V181ZM60 180H62L63 182V184L61 183V181ZM68 180H72L73 181V183H72V181H70L71 182V184L73 185V187H71L72 185H70V182H68ZM162 180V181H161ZM164 180H165V182L167 183V184H165V182H164ZM167 180V181H166ZM168 180H170V181H168ZM57 181H59V183H61L60 185H59V183L57 182ZM134 181V182H133ZM145 181H146V183H147V181H148V185L149 186H147V184H145ZM151 183H153V186L151 185V184H149L150 182ZM185 181H186V183H185ZM187 181H190V182H188L187 183ZM21 182V183H20ZM65 182H66V184H65ZM80 182V183H81ZM91 182L93 183V185H91ZM98 183L99 185H97V184H95V183ZM102 184H101V183ZM106 182V183H105ZM159 182H163V183H159ZM169 182V183H168ZM173 182V183H172ZM53 183L54 184H57V186H53ZM116 183V182H115ZM2 184V185H1ZM51 184H52V186H51ZM66 185V188H67V186H69L67 189L65 188V185ZM75 184H76V187L74 188V186H75ZM139 184L140 185H142V186H139ZM63 185V187H62V189L63 190H61V186ZM95 185V186H94ZM107 185V186H108ZM159 185H160V187H159ZM8 187L9 186V188H11L12 190V194H10V190H9V188L7 189V188H4V187ZM11 186V187H10ZM22 186V187H21ZM58 186H60V187H58ZM106 186V185H105ZM127 186V185H126ZM136 186V187H135ZM156 186V187H155ZM204 186V189H206L208 186H207V184H204L203 185ZM54 187V188H53ZM57 187H58V189H57ZM126 189H125V188ZM133 187V188H132ZM134 187H135V189H134ZM141 187H144V188H141ZM146 187H148V188H146ZM2 188V189H1ZM14 188H16L18 191H19V189L18 188H21L20 190L22 191H20L21 192V194L22 195H18L17 193H20V192H18V191H15V189ZM73 189V191H72V189ZM78 188V189H77ZM93 188H95V189H93ZM137 188L139 189H142V191L139 189V190H137ZM69 189H71V191L69 190ZM75 189V190H74ZM147 189V190H146ZM150 189V190H151ZM5 190H8V191H6L5 192ZM16 192V194H17V196L18 197H16L14 194V191ZM51 190V191H50ZM53 190V191H52ZM67 190H69L68 192V194H69V196L71 197V200H72V202H73V200L74 199H76V200H74V202H75V204H72L71 203V200H70V197L69 196H66L67 195V192H65V191H67ZM79 190H82V191H79ZM87 190V191H86ZM136 192H135V191ZM149 190V191H150ZM60 191V192H59ZM75 191H76V193H75ZM78 191V192H77ZM90 193H89V192ZM93 191V192H92ZM131 191H134V192H131ZM139 191H141V192H139ZM62 192V195L60 194ZM63 192H64V196L65 197H63ZM70 192H71V194H74V195H71L70 194ZM73 192V193H72ZM5 193V194H4ZM8 193V194H7ZM23 193H24V196H23ZM60 195H59V194ZM65 193H66V195H65ZM79 193V194H78ZM81 193V194H80ZM141 193H143V194H141ZM219 193L221 194V192H218V195H219ZM224 193V192H223ZM221 194V195H224L225 197H227V196H232L233 194H232V192L231 193H229V195H227L228 193L227 192H225L226 194ZM233 193H235V192H233ZM257 193H259V192H257ZM11 196H10V195ZM134 194V195H133ZM232 194V195H231ZM237 194H239L240 195V193H238V192H236L235 193V195H237ZM10 197H9V196ZM76 195V196H75ZM78 195V196H77ZM80 195H82L80 198H79V196ZM108 195V194H107ZM213 195H216L217 197H221L220 198V200L222 199V197L223 196H221V195H217V192L215 193V194H212V196H210L209 197V199L208 200H213V202L212 201H208L209 203L210 202H212L213 204H209V203H207L206 202V199H207V197L205 196V195H202L201 197H199V198H201V199H199L197 196H193V197H188V200H186V199H179V201H178V199H177V201L178 202H176L175 201V203H178V206L181 204L182 206H183V208L184 207H187V211L186 210H184V213H180V211H179V215H178V211H176L174 208L172 209V207H171V211H169L168 209H167V212H170V213H168L167 215H166V209H164V207L162 208L161 207V209H164V210H162V211H164V212H162L161 211V213H159V215L158 214H154V216L153 217H156L158 220L157 221H154V219H151L153 222H155L156 224H154L152 221V223H150V222H144V220L143 219H145V218H142V220L143 221H141V223L143 224V222L145 223L144 225H146V223H147V226H144V227H149V229H148V232L150 233V231H151V233L152 232H159L160 234L158 235V232H157V235H150L148 232H146V233H148L149 234V236L147 235V234H144V231H146L147 230V228H146V230H144L145 228H143L142 229V227L140 228V227H138L139 229H142V230H134V228H128V229H126L125 228V230H123L124 232H113V235H112V233H110V232H108V233H104V235L102 236L103 237V239H105L106 240V243H105V240H103L102 239V241L105 243V246H104V249H102V250H99V249H97V248H95V246H91V247H89V248H84V249H82V250H78L77 252H74L72 255H70L69 257H67L66 259H68V260H66V264H93V263H95V264H127V262H130V261H127L126 259H129V258H131V261L133 260V259H136L137 260V258L138 257H136V255H138V256H140V254L138 253L140 250L139 249H141L140 248V246L141 245H144V244H146L147 245V243H145V238L144 237H146L147 238V236L151 239H149L150 240V246H145V248H144V246H143V248H144V251H145V249H146V247H148V249L145 251V254H147L146 255V257L149 259H146V258H143V259H145V260H142L141 258V261H148V263H146V264H153V262H155V264L157 263H159L160 264V262L159 261H165V260H163L162 258H164L163 257V255H165V254H167V255H169V257L166 255L165 256V258L164 259H166L167 257V259L170 261V262H167V261H165V263L166 264H193V262L191 261L192 259H193V257L194 256H196L195 258L197 259V258H199V259H197V261L198 262H201V260L203 259V257H202V255H203V251H205L204 252V254L205 255H207V257H205V260H206V262L208 263V264H210V263H212V264H244L243 262H245L246 264H247V261H248V263H249V261H250V259H251V261L253 260V261H257L258 262V264H261V263H259V262H261V261H259V259L260 258H258L259 257V255L261 254L262 255V253H261V250H262V247H264V246H262L261 247V244L260 243H262V242H264L263 240L264 239H261V236H262V238H264L263 236L264 235H262L261 234V236H259V232H264L263 231V229H261V227H260V225H262L263 224V222H264V213H262L261 214V212H264V210L262 211V208L264 209V207L262 206H260V208L259 207H257L258 208V210L259 211H261L260 212V214L259 213H257L258 212V210H256V209H253V208H250V206L252 207L253 205H251V203H253V201L251 202V201H247V200H243L241 197H239V198H237L239 195H237V197H235L236 199H233V198H231L232 200H231V202H235V204H239V205H234L233 203H232V205H234V207L235 208H233V206L230 204V200H228V198L229 197H227V198H223L224 200H226L224 203H226L225 204V206H227V207H223L224 206V203L222 202L223 200H221V205H219V201H217L218 200V198L216 197V196H213ZM259 197V199L260 198H262L263 197V195H264V192H263V195L260 193V194H257ZM257 195L255 194V196L254 195H251V196H253V199H255V200H257L258 198H257ZM261 195H262V197H261ZM15 196V197H14ZM59 197V198H56V197ZM204 196V197H203ZM234 196V195H233ZM251 196H249L247 199H250V197ZM5 197V198H4ZM7 197V198H6ZM67 197V198H66ZM75 197H77V198H75ZM214 197H216V199H214ZM11 198V199H10ZM14 198V199H13ZM17 198H19V199H17ZM21 198L23 199V200H25L23 203L21 202V203H19L20 204V206L18 207L17 205H19L18 203H14L15 201L14 200H16V202L19 200V202L20 201H23V200H21ZM62 198H63V200H62ZM74 198V199H73ZM78 198H79V200H78ZM83 198V199H82ZM202 198H205V199H202ZM240 198H241V202L242 203H245V204H247V208L248 209H252L253 210V212H252V210H248L249 212H247V211H245L244 209H246L245 207H246V205L244 206V205H241L239 202H240ZM6 199V200H5ZM7 199H8V201L9 200H11V201H14V202H10L9 201V204H8V201H7ZM61 201H60V200ZM65 199V200H64ZM68 199V200H67ZM58 200V202H56ZM117 200H119V202L120 203H118V201ZM123 200V201H122ZM194 200H197L196 202L194 201ZM198 200H199V203H204L202 206H203V208L205 209V207H207V208H209V210H210V212L208 213V212H206L205 211V213H207V214H205V218H204V215H203V212H204V209L203 208H200V205H198L197 206V204L196 203H198ZM251 200H252V198H251ZM68 201V202H67ZM70 201V202H69ZM185 201V202H184ZM228 201H229V203H228ZM237 201H239V202H237ZM245 201V202H244ZM246 201H247V203H246ZM7 202V203H6ZM26 202V203H25ZM56 202V203H55ZM60 202V203H59ZM61 202H64V204H63V206H62V204H61ZM66 202V203H65ZM73 202V203H74ZM78 202V203H77ZM215 202H218V203H216L218 206H220V207H218V206H216V205H214L215 204ZM250 202V203H249ZM255 202V201H254ZM48 203H50V204H48ZM59 203V204H58ZM68 203V204H67ZM114 203H116V205L114 204ZM175 203H172V204H170V205H173L174 204V206H175ZM185 203V205H183ZM223 203V204H222ZM256 203V202H255ZM13 204V205H12ZM14 204L16 205V206H14ZM23 204V206H24V204H26L24 207H25V209H24V207H21V205ZM27 204H28V206H27ZM46 204V205H45ZM61 204V205H60ZM67 204V205H66ZM72 204V205H71ZM95 204V205H94ZM187 204V205H186ZM193 204V205H192ZM196 205V207L197 208H192L191 209V205L192 206H195ZM232 206H230V205ZM3 205V206H2ZM66 205V206H65ZM180 205V206H181ZM209 207H208V206ZM213 205H214V207H213ZM249 205V206H248ZM41 206H43V207H41ZM55 206H57V207H60V208H57V207H55ZM75 206V207H74ZM178 206H175V208L176 207H178ZM179 206V207H180ZM201 206V207H202ZM210 206L212 207V209L210 208ZM230 208H232L231 210H233V209H235V210H237L238 211V209H239V211H238V213L236 212V211H234V212H236L237 214H239V212H240V215H241V212H242V215H243V210L245 211V213H247V214H249L250 213V211H251V213L252 214H249V217L247 216V214H245L246 215V217H245V215H243L244 217H242V218H244V219H241V221L239 220L238 222H242V223H240V224H242L241 225V228H239V226H240V224L237 226V221H236V219H239V217H237L236 218V216L235 217H233L234 215H233V213L231 214V217L228 215V214H226L227 216H228V220L226 219L227 218V216L225 215V211H226V209H228L229 207ZM237 206H238V208H237ZM241 206H242V208H241ZM20 207H21V209H20ZM31 207H32V209H31ZM37 207V208H36ZM45 207V212H44V209L42 210V208H44ZM53 207V208H52ZM62 207V208H61ZM64 207V208H63ZM91 207V208H90ZM93 207V208H92ZM169 208V206H165V208ZM178 207V208H179ZM190 207V208H189ZM240 207V208H239ZM4 208V209H3ZM12 208V209H11ZM23 208V209H22ZM40 208V209H39ZM48 208H50V209H48ZM55 208V209H54ZM99 208V209H98ZM182 208V207H181ZM180 208V209H181ZM182 208V209H183ZM216 209L217 208V210H218V208H221L220 210H222L223 208H226V209H223L222 211H220V210H218V212H217V210H216V213L217 214H222V212H224L222 215H225L226 216V220L228 221V222H225L226 220H224V216H223V219H222V215L220 214V215H217L216 213H214L213 212V209ZM229 208V209H230ZM237 208V209H236ZM244 208V209H243ZM20 209V210H19ZM35 209V210H34ZM38 209V210H37ZM48 209V212L46 211ZM60 209V212L58 211ZM92 209H94V211L92 210ZM170 209V208H169ZM185 209V208H184ZM200 211H202L203 210V212L202 213H200L199 212V210ZM202 209V210H201ZM229 209L227 210V211H229ZM242 209V210H241ZM18 210V211H17ZM51 210H52V212H53V215H52V212H51ZM53 210H55V211H53ZM61 210H62V212H61ZM65 212H64V211ZM92 210V211H91ZM159 210L160 209H157V211L159 212ZM188 210H189V212H188ZM192 210H196V211H192ZM198 210V211H197ZM225 210V211H224ZM230 210V212L229 213H231L232 211ZM241 210V211H240ZM42 211V212H41ZM61 214H59L58 212ZM67 211V212H66ZM80 211V212H79ZM156 211V210H155ZM172 211H176L177 212V214H176V212H175V214L177 215V219L175 218V216H170V214L171 213H173ZM181 211H183V210H181ZM186 211V212H185ZM192 211V212H191ZM7 214H6V213ZM20 212V213H19ZM26 212H27V210H26ZM31 212H29L28 211V213H30V216H31ZM44 212V213H43ZM255 212V213H254ZM39 213V214H38ZM49 213H51V215L49 214ZM56 213L58 214V215H56ZM63 213H64V215H63ZM92 213V214H91ZM155 213V212H154ZM157 213V212H156ZM165 215V216H163V214ZM192 213V214H191ZM193 213H195V214H193ZM213 213V214H212ZM228 213V212H227ZM236 213H234L235 215H236ZM41 214H42V217H39V216H41ZM43 214H44V216H43ZM47 214H48V216L50 215L51 216V218H50V216L49 217H47ZM55 214V215H54ZM83 214H86V215H84V216H82ZM174 214V213H173ZM182 214V215H181ZM202 214V215H201ZM210 214V215H209ZM214 214L216 215L215 217H214ZM260 215V217L259 216H256V215ZM46 215V216H45ZM76 215V216H75ZM89 215V218L90 217H92V216H90ZM156 215H158V216H156ZM169 215V216H168ZM207 215V216H206ZM233 215V216H232ZM241 215V216H242ZM252 215V216H251ZM257 217V218H259V219H257V221L260 223L261 222V224H257L256 222V220H254V219H256L255 218V216ZM93 216V217H94ZM162 216V217H161ZM199 216L201 217V218H199ZM219 216V217H218ZM238 216V215H237ZM240 216V217H241ZM32 217V216H31ZM38 217H39V219H38ZM44 217H45V219H48L47 221L46 220H43L44 219ZM58 217H61V218H58ZM62 217H63V219H62ZM79 217H80V219H79ZM85 217H87V218H84ZM161 217V218H160ZM171 217V218H170ZM181 217H183V219H186L187 221L188 220H191L190 222L192 223L194 220V222L192 223L193 224V226L192 227H194V225L196 226V227H198V226H200V227H198V229L195 227V228H191L190 226L192 225L189 221L188 222H184V221H186V220H182V218ZM185 217V218H184ZM188 217L190 218L191 217V219H188ZM192 217L193 218H195L194 220H192ZM197 217V218H196ZM207 217H208V221H204L205 219H207ZM209 217H211L210 219H209ZM156 218H155V220H156ZM167 218L169 219V220H167ZM175 218V219H174ZM181 218V219H180ZM215 219V218H218V219H216V222H215V220H211V219ZM231 218V219H230ZM232 218H233V220H234V218H236L235 219V221L236 222H233V220H232ZM248 220L247 221V223H248V226L245 224L246 223V219ZM38 219V220H37ZM60 219H62V220H60ZM65 219V220H64ZM83 219V220H82ZM164 221H163V220ZM182 221V223L183 224H181L182 225V228H184V227H186V226H188V223L190 224V226H188V229H187V227L186 228H184V229H182L181 228V230L179 229L181 226L179 225L180 223H177V222H179L180 220ZM197 219H199V220H197ZM201 219V220H200ZM203 219V220H202ZM222 219V220H221ZM145 220H147L148 221V218L147 219H145ZM173 220V221H172ZM175 220V221H174ZM209 220L210 221H213V222H209ZM219 220V221H218ZM224 220V221H223ZM242 220H244L245 222H243ZM51 221V220H50ZM61 221V222H60ZM65 221V222H64ZM82 221V222H81ZM150 221V220H149ZM161 221L163 222V223H161ZM177 221V222H176ZM197 221H199L198 223H199V225L197 224ZM200 221H202V222H200ZM203 221H204V223H203ZM256 221V222H255ZM63 222V223H62ZM158 222H160V223H158ZM176 222V223H175ZM59 223V224H58ZM61 223V224H60ZM72 223V224H71ZM148 223H150V224H152L151 226H150V224H148ZM173 223H175V224H173ZM185 223V224H184ZM205 223H211V225L210 224H205ZM213 223V224H212ZM226 223V224H225ZM228 223V224H227ZM253 223V224H252ZM28 224V225H27ZM43 224H46V228L45 227H43L44 225ZM53 224H55L56 225V229H60V231L62 232V233H60L59 232V236L57 235L56 237L55 236H53L54 235V233H57V231L58 230H50L51 232H52V234H50V233H48V229H50L51 227L53 228ZM63 224V225H62ZM68 224V225H67ZM160 224H161V226H160ZM187 224V225H186ZM215 224V225H214ZM27 225V226H26ZM49 225V226H48ZM50 225H53V226H50ZM59 225V226H58ZM65 225V226H64ZM139 225H140V223H139ZM149 225V226H148ZM153 225H155L156 227H157V229L158 230H156V229H153L155 226H153ZM165 225H166V227H165ZM175 225H179L178 227L177 226H175ZM185 225V226H184ZM201 225H203V226H201ZM206 225H207V227H206ZM217 225V226H216ZM25 227V229H24V227ZM35 226V227H34ZM50 227V228H48V227ZM57 226H58V228H57ZM62 226V227H61ZM158 226H159V228H158ZM184 226V227H183ZM211 226V227H210ZM219 226V227H218ZM221 226H224V227H222V228H220ZM244 226H245V228H244ZM259 226V227H258ZM263 226H264V224H263ZM45 228V229H41L40 231H39V228ZM65 227H67V228H65ZM150 227H152L151 229H153V230H150ZM218 227V228H217ZM227 227V231L225 230V228ZM243 227V228H242ZM247 227V228H246ZM258 227V228H257ZM34 228H35V230H34ZM63 229V231H62V229ZM137 228V227H136ZM135 228V229H136ZM137 228V229H138ZM189 228H191L192 230L190 231V229ZM211 228V229H210ZM215 228V229H214ZM235 228V229H234ZM26 229H30L29 231H30V233L32 232V233H34L33 234V239L35 240V241H37V242H35L34 241V243H33V239H31L32 237H29V236H32L29 232H28V230L26 231ZM66 229V230H65ZM124 229V228H123ZM129 229L131 230V231H129ZM132 229L134 230V231H136L137 233L139 232V231H141L140 233H138V235L135 237V235H133V234H135V232L134 233H132L133 231H132ZM203 229H204V231H203ZM206 229V230H205ZM220 229H221V231H223V230H225L226 231V234L227 233H229V234H225V233H223V232H221L220 231ZM32 230H34L35 232H33ZM44 230H45V232H46V234L48 235H46L45 234V232H44ZM47 230V231H46ZM127 230V231H126ZM150 230V231H149ZM198 230H201L200 232L198 231ZM208 230V231H207ZM261 230V231H260ZM26 233H25V232ZM55 231V232H54ZM161 231V232H160ZM192 231H195L194 233L192 232ZM197 231V232H196ZM21 232V233H20ZM37 232H40V233H44V235H43V233L41 234V235H43L42 236V238L45 236V239H44V241H46V237H48V239H52L50 242L53 244H50V242L49 241H46V243L48 242V244H46V245H43V244H45V242H43V239H41V241L40 240H37V239H39V238H41L40 236V234L39 233H37ZM54 232V233H53ZM73 232V233H72ZM128 232V233H127ZM199 232V233H198ZM25 233V234H24ZM129 233H130V235H129ZM136 233V234H137ZM142 233V234H141ZM162 233V234H161ZM195 233H196V235H195ZM207 234V236H208V234H210L211 236H209V237H207L206 236V234ZM214 233V234H213ZM217 233V234H216ZM221 233V234H220ZM23 234L26 236V237H24L23 236ZM29 234V235H28ZM36 234V235H35ZM62 234V235H61ZM139 234H140V236H139ZM153 234H156V233H153ZM197 234H199V235H197ZM201 234H205V236L204 237H207V238H205L206 240L204 241V240H202L203 239V235L202 236H200ZM220 234V235H219ZM224 234L227 236V237H225L224 236ZM231 234H235V235H232L231 236ZM37 235H39L38 237H36ZM49 235H51L52 237H54L55 238V242L53 241L54 239L51 237H49ZM65 235H67V236H65ZM127 235H129V237L127 236ZM133 235V236H132ZM144 235H147V236H144ZM197 236V237H193V236ZM217 235V236H216ZM64 236V237H63ZM132 236V237H131ZM138 236H139V238H138ZM142 236H144V237H142ZM155 236H157V242L158 241H160V242H158L160 245L159 246H157L158 245V243H157V245H156V240L155 241H152L153 239H152V237H155ZM190 236H192V237H190ZM200 236V237H199ZM220 236H221V238L223 239L224 238V242L225 241H227L225 238H228L229 239V241H228V243L227 242H225V246L224 247H226V249L228 250H226L225 251V249L224 248H222L223 246H222V244H224V242L223 241H221L220 240ZM35 237V238H34ZM59 237V238H58ZM62 237V238H61ZM128 237V238H127ZM159 237L161 238V239H159ZM5 238V239H4ZM28 239V238H30L31 240V244L28 242V243H26L27 241H25L26 239ZM61 238V239H60ZM65 238V239H64ZM130 238H131V240H130ZM136 238H137V240H136ZM187 238V239H186ZM197 238V240H198V238H199V240H200V242L201 241H204V242H201V243H199V241H197V240H195ZM202 238V239H201ZM218 240H217V239ZM260 238V239H259ZM13 239V240H12ZM18 239V240H17ZM21 239H25L24 241H25V243L27 244V246L29 247L30 246V248L32 247V249H31V251L28 249H26V247L24 246L25 245V243H24V241H22ZM56 239H58V241L56 240ZM60 239V240H59ZM118 239V240H117ZM134 239H135V241H137L139 244L137 245L136 243H134L135 241H134ZM143 239H145V240H143ZM155 239H156V237H155ZM168 239V240H167ZM171 239V240H170ZM212 239V240H211ZM215 239V240H214ZM260 240V242H258L259 240ZM22 241L23 243V245L21 244V242L19 243V242H17V241ZM127 240V242H128V244L129 245H132V246H130L131 247V250H128L127 249V247H126V241ZM140 240V241H139ZM147 240H148V238H147ZM186 240V241H185ZM192 240V241H191ZM194 240V241H193ZM230 240H231V247L229 246L230 244H229V242H230ZM242 240V241H241ZM15 241V242H14ZM62 242V244L61 245H63V244H65V242ZM129 241H131L130 243H129ZM142 241V242H141ZM144 241V242H143ZM162 241H163V243H162ZM188 241V242H187ZM189 241H190V243H189ZM195 241H197V242H195ZM207 241H209V243H208V245L206 246L207 248H209V249H205V245H206V242ZM210 241H212L211 243H210ZM232 241H234L233 243H232ZM4 242H5V244H4ZM10 244V245H8V243ZM10 242H13L15 245H13V244H11ZM38 242H40V244L38 243ZM60 242V243H59ZM109 242V243H108ZM146 242H148V241H146ZM151 242H153V243H151ZM171 242V243H170ZM181 242H182V244H181ZM223 242V243H222ZM17 243V244H16ZM36 243H38V244H36ZM142 243V244H141ZM149 243V242H148ZM174 243V244H173ZM193 245H192V244ZM222 243V244H221ZM239 243V244H238ZM249 243V244H248ZM256 243V244H255ZM4 244V245H3ZM8 246H7V245ZM30 244V245H29ZM36 244V245H35ZM42 244V245H41ZM109 244V245H108ZM126 244V245H125ZM136 244V245H135ZM151 244H154V245H156L157 247H153L152 246V248H157L156 250H158V251H156L155 249V251L154 252H156L157 254H155V253H153V254H151V252H152V248H151ZM179 244V245H178ZM189 244H191L190 246H189ZM197 244V245H196ZM211 244V245H210ZM212 244H213V246H212ZM229 244V245H228ZM241 244V245H240ZM260 244V245H259ZM264 244V243H263ZM262 244V245H263ZM33 245H34V248H33ZM39 245H41V246H39ZM49 245H48V248L45 250L46 252L48 251V249H50L49 248ZM108 245V246H107ZM162 245V246H161ZM187 245L189 246V247H187ZM197 247H199V248H197ZM199 245V246H198ZM203 245V246H202ZM221 245V246H220ZM2 246V247H1ZM5 246V247H4ZM7 246V247H6ZM121 247V249H120V247ZM125 246V248L126 249H124L123 247ZM128 246V245H127ZM137 246H138V250L136 249L137 248ZM168 246V247H167ZM170 246H172V247H170ZM177 246V247H176ZM192 246L194 247V250L192 249ZM228 246V247H227ZM258 246H259V250H260V254H257V253H259V250H255V249H258ZM22 247H24L25 248V250H24V248L22 249V250H24L25 252V254H23V251H21L20 249H18V248H22ZM27 247V248H28ZM38 247V248H37ZM129 247V246H128ZM129 247V248H130ZM186 247V248H185ZM202 247V248H201ZM204 247V248H203ZM230 247V248H229ZM233 247H235L234 248V250H233ZM261 247V248H260ZM1 248L3 249V248H5L4 250H1ZM41 248V249H40ZM43 248V249H42ZM93 248V249H92ZM111 248V249H110ZM117 248V249H116ZM143 248H142V250H143ZM149 248H151V249H149ZM170 248V249H169ZM172 248H174V249H172ZM196 248V249H195ZM211 248V249H210ZM229 248V249H228ZM99 251V254H95V253H98V251ZM106 249V250H105ZM172 249V252H173V250L175 251V253L176 254H174V253H172L170 250ZM178 249V250H177ZM190 249V250H189ZM204 249V250H203ZM223 249V250H222ZM237 249V250H236ZM243 249H244V251H243ZM27 250V251H26ZM41 250H42V252H41ZM109 250V251H108ZM117 250H119L120 252L121 251H123L125 254H123L124 256H126V255H128V253H129V255H130V257L129 258H124L123 257V255L118 251V253H117ZM141 250V251H142ZM148 250H149V252H148ZM151 250V251H150ZM167 250V251H166ZM196 250H198V251H196ZM229 250H232V251H230L229 252ZM30 251V252H29ZM33 251V252H32ZM96 251V252H95ZM140 251V253H141V255H143L144 254V252H141ZM167 252V253H165V252ZM180 251V252H179ZM190 251V252H189ZM194 251H196L197 252V254H195L196 252H194ZM199 251H201V252H199ZM208 251V253L209 254H206V252ZM10 252H9V254H10ZM17 252V253H16ZM22 253V254H20V256H21V258H20V256H18L19 254L18 253ZM26 252H28V255H27V253ZM102 252H104V253H102ZM107 252V253H106ZM110 252V253H109ZM148 252V253H147ZM168 252H170V254H168ZM184 254H183V253ZM192 252H194L193 254H191ZM198 252H199V254H198ZM248 254V260H246L247 259V255H246V253ZM18 256V257H16V255ZM29 253H31V254H29ZM33 253V254H32ZM86 253V254H85ZM106 253V254H105ZM109 253V254H108ZM162 253V254H161ZM190 255H189V254ZM230 253H231V255H230ZM244 253V254H243ZM263 253H264V248H263ZM36 254V255H35ZM102 254V255H101ZM120 256V257H118V255ZM160 254V255H159ZM171 254H172V256H171ZM173 254L174 255H176L175 257L176 258H174L173 257ZM202 254V255H201ZM257 254V255H256ZM25 255V256H24ZM29 255H30V257H29ZM87 255V256H86ZM100 257H99V256ZM108 255V256H107ZM114 255H115V257H114ZM154 255H156V256H154ZM157 255H159L158 256V258H157ZM183 255V256H182ZM186 255V256H185ZM191 255H194V256H192V259H191ZM201 255V256H200ZM209 255H210V257H209ZM244 255V256H243ZM261 255H260V257H261ZM9 256V257H8ZM14 256V257H13ZM55 256V255H54ZM106 256V257H105ZM134 256V257H133ZM154 257V259H153V257ZM162 258H161V257ZM187 256H189V258H187ZM198 256H200V257H198ZM232 256H233V258H232ZM243 256V257H242ZM250 256H251V258H250ZM256 256V257H255ZM258 256V257H257ZM264 256V255H263ZM261 257L262 258V261H264L263 259H264V257ZM25 257H27V258H25ZM29 257V258H28ZM102 257H104V258H106V259H103ZM109 257V258H108ZM123 257V259H122V261H121V259L119 260V258H122ZM145 257V256H144ZM150 257V258H149ZM171 257H173L172 258V260H173V263H171L172 261H171ZM202 257V258H201ZM246 259H245V258ZM6 260H4V259ZM9 258H11V259H9ZM16 258L17 259V261L15 260L14 261V259ZM20 258V259H19ZM100 258V259H99ZM155 258H157V259H155ZM170 258V259H169ZM179 258H181V259H179ZM184 258H186V259H184ZM193 259V260H195L196 261V259ZM207 258V259H206ZM209 258V259H208ZM232 258V259H231ZM8 259V260H7ZM55 259V258H54ZM152 259V263H149L150 262V260ZM159 259V260H158ZM175 259V260H174ZM179 259V260H178ZM188 259L190 260L189 261V263H188ZM231 259V260H230ZM4 260V261H3ZM19 260V261H18ZM104 260V261H103ZM106 260V261H105ZM123 260H125V261H123ZM130 260V259H129ZM136 260H133L132 262V264H134V261H136ZM139 260V259H138ZM138 260L136 261V262H138ZM153 260H155V261H153ZM157 260H158V262H157ZM245 260V261H244ZM261 260V259H260ZM118 261H119V263H118ZM127 261V262H126ZM140 261V260H139ZM140 261V262H141ZM146 261V262H147ZM176 261H178V262H176ZM180 261V262H179ZM187 263H186V262ZM197 261L196 262H194V264H196L197 263ZM237 261V262H236ZM250 261V263H253V262H251ZM255 261V263H257ZM3 262V263H2ZM6 262V263H5ZM57 262V263H56ZM58 262H61V264H65L64 263V261H57V260H55V262H53V264L55 263V264H58ZM87 262V263H86ZM109 262V263H108ZM121 262V263H120ZM122 262H126V263H122ZM135 262V264H137ZM140 262H138V264L140 263ZM161 263V264H164V263ZM205 262V261H204ZM203 261H202V264L204 263ZM131 263V262H130ZM206 263V264H207ZM263 263V262H262ZM60 264V263H59ZM142 264H144V262L142 263ZM197 264H199V263H197ZM205 264V263H204ZM264 264V263H263Z\"/></svg>","mask_w":264,"mask_h":264},{"label":"bare ground","instance_id":"obj_2","mask_svg":"<svg viewBox=\"0 0 264 264\" xmlns=\"http://www.w3.org/2000/svg\"><path fill=\"white\" fill-rule=\"evenodd\" d=\"M12 1H14V0H12ZM125 1H128V3L129 2H132V0H99V1H97V2H95V4H92V5H88L87 7H85L82 11H81V13H79L77 16H75V17H73L72 18V20H70V22H68L67 24H65L63 27H60L58 30H56V32H54V34L46 41V42H44L42 45H41V48H40V50H41V52H43L44 51V49L45 48H47V47H49V45H55V44H58L59 42L61 43V41L63 40V39H65V38H67L68 36H70L75 30H76V28H77V30H78V28H80V27H78L79 25L80 26H82L81 24L82 23H84V24H86V21L88 20H91L93 17V15H95L96 14V16L98 15V13H103L104 14V12H105V10L107 9V8H110V7H112L113 9H115L114 7H118V6H120V5H122V3L123 2H125ZM136 1H138V0H135V2ZM145 1H147V0H145ZM145 1H143V2H145ZM165 1V0H164ZM171 3L174 1H172V0H169ZM176 2H177V0H175ZM194 2H195V4L197 5L198 3H197V1H195V0H193ZM202 1V0H201ZM208 2V0H203V2ZM210 2H212V0H209ZM217 1V0H216ZM213 2L214 4H219L218 2L220 1V3H221V9H222V7H223V9H222V11H224L223 12V14H222V16H221V14H219V11L218 10H214V11H217V13H216V15L218 14V15H220V18H218V17H215V16H213V14L211 15V13H209L210 11L208 10L209 8H205L204 9V7L203 8H200L199 7V9L198 10H196V9H194V8H191L193 5H191V7L189 6L187 9H194V11L193 10H188V11H186V12H183V13H175L177 10H175V11H173L172 10V8H170V7H172V6H170L169 8L174 12V14H169L168 13V15H164V16H156V17H154V16H152L154 19H156L155 21H152V20H154L153 18H151V19H148L149 17H150V15H149V13L150 12H147L148 13V15H146V18L145 17H143V18H145L146 20H149L150 21V23H151V21L153 22V24L154 23H156V27H155V29L154 30H152V32H154L155 31V33H154V35H152V37L146 42V43H144V44H141V42H139L138 43V41L139 40H141V34H140V36H139V40H136V42L138 43H135V45H143L142 47H143V49H141V51L139 50L140 49V47L138 48L137 46H135L134 44V46L135 47H137L138 48V50L140 51V52H138V53H135V54H131V52H132V50H130L129 52H126V55L128 54V53H130V55L128 56V57H126V58H124V56H123V54H119V56L118 57H116V58H119V57H122V58H124V59H126V60H122V58H120V60H122V62L121 61H119L115 66H114V64L113 63H110L111 64V66H112V64H113V66L111 67H109V69H107L108 68V66H107V72L105 73V74H103V77L99 80V82L98 81H94V79H93V81L96 83V84H94L96 87H94V85H92L93 83L92 82H90L91 80H86V81H89L90 83H85V84H89V85H87V86H89V87H86L87 89L88 88H91L92 87V89H94L93 91H92V89L90 90V91H88V94H86L87 96L89 95V93L90 92H92V93H90V94H92V96H88L89 97V99H87V100H89L88 102H87V104H85V106L84 107H81L80 106V104H79V100L78 99H80V98H82V97H80V96H78L79 95V90L77 91V90H75V92L77 91V92H79V93H77V96H78V98L77 97H75V95L73 96V97H75V100H73V102L74 101H76V102H78L77 104L79 105V108L81 109V111L80 110H77V108L75 109V108H73L72 109V107L70 106L71 105V103H73V102H71L70 100V103L68 104L69 106H68V108L69 107H71V111L73 110V112H74V109H75V113L73 114V115H67L68 114V112L67 111H69V113H71V111H70V109H68L66 112V115H67V117L69 118H67L68 120H66V118L64 119V117L66 116L65 114V116L63 115V114H61L60 113V111H62L61 109H59V111H57V112H59L60 114H61V117H63V119L61 120V122H58V126H57V122L55 123L56 124V126H55V124L53 125V127H55L54 129H56V132H58V131H60L59 129H58V127L59 128H65V127H63L62 125H64V126H68V133H69V131L72 129V128H74V129H72L73 131L75 130L76 132H80V128L79 127H82L83 128V126H85V125H83L82 126V124H81V126H79L78 124H76V125H74V122L73 123H71L72 121H74V119L76 118L75 117V115L77 114V113H79V114H81L82 112H84L82 115H87L85 112H91L92 113V111H93V113H92V117H93V115H94V117H95V119H91V120H93V121H91V122H89V123H91V125L92 126H94L93 124V122L94 121H98V119H97V116H98V118H99V116H102L101 117V120H99V122H101L102 121V119H106V122H104V121H102L101 123L102 124H104L103 125V127H101V129H103V130H101V132H107V131H109L110 129H112V128H114L113 130L115 131V128H122L124 125H128V124H130V125H132L131 124V122H130V120L132 119V117L133 116H137V114L139 113V112H143L144 110H146V108H144L143 106H146L147 104H151V103H149V101H147V100H145V98H146V96H149L151 93H156V92H158L159 91V93H160V91L162 90V92H164V93H167L168 94V96H166V95H162L163 96V98L165 97H167L166 98V101H165V103H163V101H162V96L161 95H159V97H158V99L156 100V102H154L153 101V103H154V105L156 106V108L160 111V115H161V120H159L158 122L159 123H157V124H161L162 122L163 123H165V122H172V121H174V120H176L177 118H179V116H182L184 113H186V115L184 114V116H186V118L187 117H193V116H195L196 114H195V112H197V109H199V111H200V109H201V107H199V108H197V109H195V112H193L194 114H193V116H190L191 114H188L189 116H187V112L189 111L190 113L192 112V111H190L192 108H194L192 105L197 101V99L196 98H199L200 96V94L203 92V90L205 89V88H207V86L208 85H210L212 82L214 83V82H216L215 84L217 85L218 83H219V81H221V79L223 78V76L225 75H227L226 74V72H228V70L230 71V68L232 69L233 68V66L232 65H234V64H236L235 66H236V70H234V71H230V73H233V74H231V76L229 77V82H226V86H228L229 87V92H228V90H227V92H228V94H227V96L225 97V99H224V103L221 105V107H227L226 108V110L224 111V112H222L221 114H219V111L217 110L216 111V115L217 114H219V115H221V116H219V115H217L215 118H213V116L211 117L210 116V118L209 119H207L208 121H205L203 124L201 123V125H199V126H201L202 127V129H204V127L205 128H207L206 126H207V124L209 123V122H213L212 121V118H213V120L215 119V121H214V123L217 125V123L220 125L221 124V128L219 127V126H215L214 124H213V130H214V127L216 128V127H218V128H216V129H221L220 131L219 130H217L218 132L215 134V135H213L212 137H211V139H214L213 140V142H212V147L211 148H213V150L214 149H217L219 146H221L223 143H225V139H233V137H235L237 134H239L238 133V127H237V125L239 126V122L237 121V119H236V121H237V124H235L236 122L233 120L234 118V116L231 118L235 123H229V124H226L225 123V120H226V118H230V111H232L234 108H239L240 106H241V108H242V105H244V104H242L243 103V101L245 100V98L248 96L249 97V95H251V93L254 91V90H256V88L258 87V84L260 83V82H262L263 80H264V40H259V38L257 39V37H258V35H259V33L260 32H262V25H264V21H263V18L261 17H259V16H261V14L260 13H262V11L264 10V0H261V1H259V2H255V3H251V1H249V0H240V1H236V0H219L218 2ZM5 3L7 2V0L6 1H4ZM3 2V3H4ZM132 2L133 4H135L136 6L137 5H139V4H142V1H141V3H140V0H139V2ZM176 2H173V4L172 5H176V6H179L180 5V3H179V5H178V3H176ZM198 2H199V4L201 3L199 0H198ZM202 2V3H203ZM205 3V5H204V3L202 4L203 6H206V7H208L206 4H208V3ZM0 3H1V1H0ZM127 3V4H128ZM139 3V4H138ZM170 3V4H171ZM174 3H176V4H174ZM185 3H186V1H185ZM8 4V3H7ZM124 5H125V3H123ZM132 4V5H133ZM144 4V3H143ZM166 4V3H165ZM169 3H167L166 5H164V6H166L167 7V5H170ZM184 4V3H183ZM212 4V3H211ZM216 4V5H217ZM0 5H2V3L0 4ZM9 5V4H8ZM147 5V4H146ZM184 5H189V4H184ZM202 5L200 4L199 6H201L202 7ZM134 6V5H133ZM135 6V7H136ZM176 6H175V8H176ZM187 6H185V7H187ZM212 6H214V5H212ZM1 7V6H0ZM3 7V6H2ZM211 7V6H210ZM217 7V6H216ZM131 7L129 6V9H130ZM157 8H159V7H156V9ZM149 9V8H148ZM151 9H153V8H151ZM150 9V10H151ZM173 9H174V7H173ZM179 9H181L180 7H179ZM186 9V8H185ZM2 10V9H1ZM0 10V11H1ZM38 10V9H37ZM104 10V12H102ZM137 10V9H136ZM161 10V9H160ZM164 11H165V9H163ZM107 11V10H106ZM152 11V10H151ZM171 11V12H172ZM182 11V10H181ZM184 11V10H183ZM115 12V11H114ZM153 12V11H152ZM178 12V11H177ZM180 12V11H179ZM1 13V12H0ZM2 13H3V11H2ZM106 13V12H105ZM109 11L107 12V14H104V15H102V14H99V15H102V16H108L109 14ZM112 13V12H111ZM126 13V12H125ZM158 13H161V11H159ZM165 13V12H164ZM214 13V12H213ZM146 14V13H145ZM151 14V13H150ZM99 15L97 16V19L99 18ZM151 15H153V13L151 14ZM161 15V14H160ZM91 17V19H89ZM104 17V18H105ZM122 17V16H121ZM103 18V17H102ZM0 19H1V17H0ZM101 19V18H100ZM99 19V20H100ZM106 19V18H105ZM109 19V18H108ZM224 19V20H223ZM8 20V19H7ZM102 20V19H101ZM104 20V19H103ZM111 20V19H110ZM1 21V20H0ZM213 21V22H212ZM229 21V22H228ZM2 22V21H1ZM1 22H0V24H1ZM92 22V21H91ZM93 22H95L96 23V19H95V21H93ZM92 22V24H94L95 25V23H93ZM98 22H100V24H103V23H101L102 21H98ZM97 22V23H98ZM201 22V23H200ZM212 22V23H211ZM11 23V22H10ZM88 23V25H90V26H88V27H86V28H82V30L80 31L79 30V33L80 32H84V30L85 29H89V27H91L92 26V24H89L90 23V21L89 22H87ZM209 23V25H210V23L212 24V25H214V27H211L213 30H211V28H209V29H205L204 27H203V25H205V24H208ZM228 24L227 26L225 25V24ZM3 25H4V23H2ZM1 24V25H2ZM106 24V23H105ZM152 24V23H151ZM1 26V27H3L4 28V26ZM85 26H87V25H85ZM84 26V27H85ZM142 26V25H141ZM151 26H153V25H151ZM196 26H198V27H196ZM208 26V25H207ZM220 26H222V27H220ZM8 27V26H7ZM6 27V25H5V28H7ZM101 27V26H100ZM106 27V26H105ZM108 27H109V25H108ZM196 27V28H195ZM103 28V27H102ZM154 28V27H153ZM96 29V28H95ZM137 29H138V26H130V27H126V28H124L123 30H121V31H119V32H117V34H120L121 36H127L130 32L132 33V31H134V30H136L137 31ZM222 29H223V31H222ZM264 29V28H263ZM8 30V29H7ZM49 30V29H48ZM94 30V29H93ZM96 31H98L97 29H96ZM6 32H9V31H6ZM15 32V31H14ZM19 32V31H18ZM26 32V31H25ZM149 32V31H148ZM194 32H196V34H197V36H195V41H193V42H190V46L188 47H185V48H183L182 49V58L179 60V57L181 56H179V48H180V46H181V44H183V42L184 41H186L187 40V38H188V41L191 39V37H192V35H193V33ZM264 32V31H263ZM2 32H0V34H1ZM76 33H78V31L76 32ZM89 33V32H88ZM115 33V32H114ZM8 34V33H7ZM11 34V33H10ZM28 34V33H27ZM137 34V33H136ZM139 34V33H138ZM223 34H224V37H223ZM261 34V33H260ZM5 35V34H4ZM74 35H75V33H74ZM77 35V34H76ZM79 35H81V33L80 34H78L77 36H79ZM257 35V36H256ZM1 36H2V34H1ZM7 36V35H6ZM5 36V37H6ZM8 36H10V35H8ZM12 34H11V38H12ZM114 36V35H113ZM115 36L117 37L118 35H116L115 34ZM129 36V38L131 39V37H130V35H128ZM127 36V37H128ZM254 36H256V38H252V37H254ZM3 37V36H2ZM2 37H0V38H2ZM5 37H4V40H5ZM15 38H16V36H14ZM13 37V38H14ZM19 37H21V35H19ZM71 37H72V35H71ZM71 37H69V38H71ZM81 37H83V36H81ZM138 37V36H137ZM239 37H242L243 39H242V42H240V43H238L239 41V39H237V38H239ZM262 37V36H261ZM263 37H264V35H263ZM263 37L262 38H260V39H263ZM11 38H9V39H11ZM135 38H136V35H135ZM135 38H133L132 37V39H133V41H134V39ZM143 38V37H142ZM249 38V39H248ZM16 39H18V38H16ZM20 39V38H19ZM18 39V40H19ZM72 39H74V37L73 38H71L70 40H72ZM86 39V38H85ZM84 39V40H85ZM112 37H108L106 40H104V41H100L99 43H97L96 44V46H92V47H90L91 48V52H93L94 50L93 49H97V51H98V49H100L101 50V48L103 47V46H105V45H109V42H112ZM116 39V38H115ZM132 39L130 40V43H131V41H132ZM237 39V40H236ZM247 39V40H246ZM253 39V42H257V40H259L261 43L260 44H257L258 45V47H257V45L255 44L254 45V43L253 42H251V40ZM254 39H255V41H254ZM1 40H3V39H0V42H2ZM7 40V39H6ZM5 40V41H6ZM12 40V39H11ZM16 41V42H19V41ZM45 40V39H44ZM69 40V39H68ZM66 41V39L64 40L67 44H68V42L69 41ZM144 40V39H143ZM234 40H235V42L236 41H238V42H234ZM22 41V40H21ZM63 41V42H64ZM116 41H117V39H116ZM187 41V42H188ZM233 41V43H235V44H237L238 43V45H235V48H234V51H232L233 50V48L232 47H234V45H232L231 44V42ZM24 42V41H23ZM61 43V45H65L64 43ZM72 42V41H71ZM71 42H69V44H71ZM85 42V41H84ZM114 42V41H113ZM112 42V43H113ZM6 43V42H5ZM129 43V42H128ZM252 43V44H251ZM1 44H3V43H0V47H1V49H3L2 48V46H1ZM8 44V43H7ZM17 44V43H16ZM15 44V45H16ZM20 44V43H19ZM19 44H17V45H19ZM4 45V44H3ZM33 45V44H32ZM81 45V44H80ZM132 46V44H129V46ZM230 45V46H229ZM232 45V46H231ZM4 46H6V45H4ZM3 46V47H4ZM12 46H14L13 44L11 45V47L10 48H12ZM62 46V47H63ZM67 45H65V47H66ZM69 46V45H68ZM71 46V45H70ZM130 46V47H131ZM167 46H169V49H170V47H171V51H172V49L174 48L175 49V52L174 53H172L171 54V61H169L170 63H171V65H172V67H168L169 65H167L166 64V62L165 61H161V57H162V55H163V52H164V49H165V47H167ZM238 46V47H237ZM256 46V47H255ZM64 47V48H65ZM63 48V49H64ZM71 48V47H70ZM104 48V47H103ZM102 48V49H103ZM129 48V47H128ZM134 48V47H133ZM72 49V48H71ZM111 49V48H110ZM124 49V48H123ZM123 49H120V50H123ZM134 49H136V48H134ZM173 49V50H174ZM236 49V50H235ZM10 50V49H9ZM36 50V52H37V49H35ZM66 50V49H65ZM104 50V49H103ZM129 50V49H128ZM137 50V51H138ZM67 51V50H66ZM232 51V52H231ZM3 50H2V54H3ZM35 52V53H36ZM98 52H100V51H98ZM103 52V51H102ZM120 52V51H119ZM118 52V53H119ZM150 52H152L153 53V56H152V58H148V56H147V54H149ZM185 52V53H184ZM5 53H8V52H5ZM4 53V54H5ZM17 53V52H16ZM34 53V52H33ZM32 53V54H33ZM63 53V52H62ZM104 53V52H103ZM117 53V54H118ZM0 55H1V53H0ZM34 55H38V54H34ZM93 55V54H92ZM116 55V54H115ZM121 55V56H120ZM125 55V54H124ZM55 56V55H54ZM166 56V55H165ZM17 57V56H16ZM102 57V56H101ZM105 57V56H104ZM115 57V56H114ZM32 58H33V56H32ZM127 58H130V60H132V62H130L129 61V59H127ZM165 58V57H164ZM237 58H245L244 60H242V61H237L236 63H235V61H236V59ZM6 59V58H5ZM31 59V58H30ZM30 59L28 60V64H23L24 65V67H22L23 69H24V71H25V69H28L29 67H31L33 64H35V60L33 61V62H30L29 63V61H30ZM40 59V58H39ZM14 60V59H13ZM57 60V59H56ZM59 60V59H58ZM115 60V59H114ZM118 61V60H117ZM117 61H115V63L117 62ZM124 61H129L130 63H128V64H126V62H124ZM114 62V61H113ZM6 65V64H5ZM107 65V64H106ZM22 66V65H21ZM232 66V67H231ZM1 68V67H0ZM21 68V69H22ZM18 69V68H17ZM22 69V70H23ZM49 70H50V68H48ZM234 69V68H233ZM232 69V70H233ZM13 70V69H12ZM52 70V69H51ZM32 71V70H31ZM14 72V73H13ZM12 72V74L11 75H14L15 74V71H13ZM105 72V71H104ZM11 73V72H10ZM58 73H59V71H58ZM50 74V73H49ZM56 74V73H55ZM44 75H45V73H44ZM52 75V74H51ZM74 75V74H73ZM7 76V75H6ZM46 76V75H45ZM4 77V76H3ZM47 77H49V76H47ZM55 77V76H54ZM5 78V77H4ZM43 78V77H42ZM82 78V77H81ZM89 78V77H88ZM18 79V78H17ZM44 79V78H43ZM70 79V78H69ZM95 79H98V78H95ZM6 80V79H5ZM79 80V79H78ZM78 80H76V81H78ZM225 80V79H224ZM227 80V79H226ZM3 81V80H2ZM58 81V80H57ZM81 81V80H80ZM85 81V82H86ZM6 82V81H5ZM10 82V81H9ZM194 82V83H193ZM70 83V82H69ZM75 83V82H74ZM68 84V83H67ZM84 84V85H85ZM214 84V85H215ZM221 84V83H220ZM228 84V85H227ZM45 85V84H44ZM49 85V84H48ZM62 85V84H61ZM56 86V85H55ZM91 86V87H90ZM191 87V89H188V87ZM224 86H225V84H224ZM225 86V87H226ZM1 87V86H0ZM85 87V86H84ZM211 87V86H210ZM209 87V88H210ZM213 87H215V86H213ZM264 87V86H263ZM54 88V87H53ZM52 88V89H53ZM67 88V87H66ZM74 88V87H73ZM76 88V87H75ZM224 88V87H223ZM227 88V87H226ZM226 88H224L225 90H226ZM259 88V87H258ZM76 89H78V88H76ZM212 88H210L208 91L206 90V92H211L212 90H211ZM63 90V89H62ZM211 90V91H210ZM214 90V89H213ZM50 91V90H49ZM58 91V90H57ZM60 91V90H59ZM74 92V93H75ZM260 92V91H259ZM43 93V92H42ZM57 93V92H56ZM214 93V92H213ZM212 93V94H213ZM62 95V94H61ZM81 95V94H80ZM155 95V94H154ZM208 95L209 94H207V97H208ZM253 95H255V94H253ZM39 96H40V94H39ZM72 96H71V99H72ZM86 96V97H87ZM199 96V97H198ZM206 96V95H205ZM212 96V95H211ZM214 96V95H213ZM58 97V96H57ZM251 97V96H250ZM55 98V97H54ZM63 98V97H62ZM155 98V97H154ZM208 98H209V100H208ZM208 98H206L207 99V103H208V101L209 102H212V101H210L211 99H210V97H208ZM213 98V97H212ZM126 99L127 100H130V101H132L133 100V106L131 107V108H129L127 111H122L121 110V108L119 109L120 111H122V112H120V114H119V112L117 111L118 109H116L115 108V110L117 111V113L115 114V113H109V115L111 116V114H113V115H119L118 117H116L117 119H113V120H111V119H109L110 118V116L109 117H106V115L108 116V114H106V113H104L103 112V107H104V105H108L109 107L108 108H110V105H109V103L111 104V105H113V107L115 106H121V107H123L124 106V104H119L118 105V103H121V102H124V101H126ZM161 99V100H160ZM262 99H263V97H262ZM44 100V99H43ZM47 100V99H46ZM78 100V101H77ZM42 101V100H41ZM201 101V100H200ZM65 102H67L66 100H65ZM198 102V101H197ZM197 102H196V104H197ZM45 103V102H44ZM43 103V104H44ZM75 103V102H74ZM73 103V104H74ZM200 103H202V102H200ZM207 103H205V104H207ZM213 103V105H214V102H212ZM255 103V102H254ZM41 104V103H40ZM82 104V103H81ZM209 104V103H208ZM242 104V105H241ZM36 105V104H35ZM47 105V104H46ZM59 105H61V104H59ZM65 105H66V103H65ZM75 105V107H76V103L74 104ZM77 105V106H78ZM102 105H103V107H102ZM107 105H106V107H107ZM123 105V106H122ZM126 105V104H125ZM195 105V104H194ZM198 105H199V103H198ZM197 105V106H198ZM201 105V104H200ZM199 105V106H200ZM210 105V104H209ZM209 105L207 106V108L209 107ZM212 105V104H211ZM212 105V106H213ZM246 105V104H245ZM73 106V105H72ZM101 106V107H100ZM162 106L163 107H165L166 109L164 110V109H162ZM216 107H217V105H215ZM220 106V105H219ZM58 107V106H57ZM63 107H67V106H63ZM99 107V111L101 112H103L104 114H99V113H97V114H94V111L96 112L97 111V108ZM112 107V106H111ZM192 107V108H191ZM211 107V106H210ZM59 108H60V106H59ZM62 108V107H61ZM244 108V107H243ZM18 109V108H17ZM16 109V110H17ZM34 109H35V107H34ZM42 109H48V107H46L45 108V106L42 108ZM49 109H54L55 110V108H49ZM48 109V110H49ZM63 109V108H62ZM67 109V108H66ZM111 109V108H110ZM110 109H109V111H110ZM113 109V108H112ZM123 109V108H122ZM211 109H213V108H211ZM248 109V108H247ZM256 109V108H255ZM39 110V108L36 110V112ZM45 110H43L44 112L43 113H45ZM53 110V114H55L54 116H56L57 115V112L56 111H54ZM57 110H58V108H57ZM106 110V109H105ZM108 110V109H107ZM114 110V109H113ZM193 110V109H192ZM205 110H207V109H205ZM215 110V109H214ZM237 110V109H236ZM18 111V110H17ZM52 111V110H51ZM187 111V112H186ZM194 111V110H193ZM240 111V110H239ZM239 111H237V112H239ZM250 111V110H249ZM254 111V110H253ZM20 112H21V110H20ZM19 112V113H20ZM55 112V113H54ZM64 112V111H63ZM62 112V113H63ZM81 112V113H80ZM98 112V111H97ZM204 112V111H203ZM235 112V111H234ZM241 112H243L244 113V110L242 111L241 110ZM256 112V111H255ZM18 113V112H17ZM18 113V115L17 114H15L17 117L20 115V114H22L20 117H22L21 119H23V115L25 116V115H27V114H25V112L23 113H20L19 114ZM49 112H47V114H48ZM50 113H52V112H50ZM201 113L202 112H200V116H202L201 115ZM208 113V112H207ZM232 113V112H231ZM242 113V114H243ZM251 113H252V111H251ZM2 114H3V112H2ZM5 114V113H4ZM12 115V116H14V119L16 120L15 121V123L13 124V126H12V124H10L9 123V126H11L13 129H17V126H18V124L16 125V122L18 123V121H17V119L15 118V115ZM45 115V116H49V114L48 115ZM106 114V115H105ZM141 114V113H140ZM199 114V113H198ZM197 114V115H198ZM206 114V113H205ZM7 115V114H6ZM9 115V114H8ZM7 115V117L8 118H10V116L11 115H9L8 116ZM37 115H40L41 116V114H39V113H37L36 114V118H37ZM44 115H42V117L44 116ZM51 115V114H50ZM59 115V114H58ZM58 115L56 116V119L58 118V120H56L55 118H54V120H50L49 122H53L54 123V121L56 120V121H59V117H60V115H59V117H58ZM95 115H97V116H95ZM112 115V116H113ZM204 115V114H203ZM213 115H215V114H213ZM238 114H236V116H237ZM251 115V114H250ZM253 115V114H252ZM263 115V114H262ZM11 116V117H12ZM39 116V117H40ZM44 116V117H45ZM72 116L74 117V118H72ZM77 116V115H76ZM88 116H89V114L86 116V118H88ZM111 116V117H112ZM141 116V115H140ZM183 116V117H184ZM235 116V117H236ZM240 116H241V113H240ZM257 116V115H256ZM5 118H7L6 116H4ZM3 117V118H4ZM19 117V118H20ZM26 117V116H25ZM37 118L38 120L39 119H41V118ZM60 117V118H61ZM80 116L78 115V118H79ZM84 118H85V116H83ZM82 116H81V118L79 119V122L81 123V121L80 120H82V118H83ZM89 117H91V116H89ZM106 117V118H105ZM144 117H146V116H144ZM195 117H197V116H195ZM205 117V116H204ZM208 117H209V115H208ZM218 117V118H217ZM2 118V116H0V119ZM7 118V119H8ZM27 118V117H26ZM49 118V117H48ZM48 118H46V119H48ZM85 118V119H86ZM112 118H115L114 116L112 117ZM137 118V117H136ZM135 118V119H136ZM141 118V117H140ZM185 118V117H184ZM237 118H239V115L237 116ZM242 118V117H241ZM13 119V120H14ZM50 119H52V117L50 118ZM89 119V118H88ZM100 119V118H99ZM109 119V120H108ZM146 119V120H145ZM144 120H143V122H142V120H139V122L141 121L142 122V124H140L139 123V126H141V125H143V126H145L144 124L145 123H147V119L148 118H145ZM152 119V118H151ZM156 119L158 120L159 119V116H157L155 119H154V121H156ZM193 119V118H192ZM196 119V118H195ZM197 119H199V117L197 118ZM252 119V118H251ZM257 119V118H256ZM5 120V119H4ZM3 120V121H4ZM19 120V119H18ZM25 121H28L27 119H24ZM23 120V121H24ZM84 120V119H83ZM90 120V119H89ZM88 120V121H89ZM108 120V121H107ZM111 120V121H110ZM228 120V119H227ZM6 121V120H5ZM10 121H12V118H11V120ZM39 121H41L42 122V120H39ZM46 121V120H45ZM67 121H69V125H68V123H67ZM76 121H78V119H75V122ZM144 121H146V122H144ZM162 121V122H161ZM177 121H179V120H177ZM182 121V120H181ZM194 121V120H193ZM199 121V120H198ZM229 121H230V119H229ZM232 121V122H233ZM252 121V120H251ZM259 121H262L261 119L259 120ZM8 122V121H7ZM13 122V121H12ZM29 122V121H28ZM48 122V123H49ZM51 122V124L49 125V126H51V127H48L47 129H45L44 131L42 130V133L41 134H43V135H41V137L39 136V134H33V133H29L30 131H28V130H26V128L25 127H27V126H29V125H27V126H25L24 128H25V130L26 131H28V132H26L25 130H23V126L24 125H21V123H22V120H21V123H20V121H19V125L20 126H18L19 128H20V132H19V130H16V132H15V134L14 133H12L7 139H16V141L19 139V142H20V139H29L28 141H23L22 143H20V144H22L21 145V147L20 146H17V148H19V149H17L16 150V152L15 153H13L11 156L12 157H14V156H22V154L23 155H26V156H24V157H26V159L25 158H23V159H21V160H23V161H26L27 162V154H28V152H31L32 150H33V148H35V147H37V146H39L40 144H41V140H43L44 139V136H46V135H48V134H51L52 132L53 133H56L55 132V130L52 128V123ZM84 122H86V121H84ZM84 122L82 121V123L84 124ZM95 122V126H98L99 124H98V122L96 123ZM107 122H109V123H107ZM150 122V121H149ZM157 122V121H156ZM35 123V122H34ZM87 123V122H86ZM89 123H87L86 125H87V127H89V126H91ZM107 125H106V124ZM137 123V122H136ZM152 123V122H151ZM180 123V122H179ZM182 123V122H181ZM199 123V122H198ZM248 123V122H247ZM246 123V124H247ZM256 123V122H255ZM6 124V123H5ZM24 124H26V122H24ZM42 125L41 123H38V125ZM70 124L72 125V126H74V127H72V126H70ZM98 124V125H97ZM102 124H101V126H102ZM7 125V124H6ZM15 125V126H14ZM35 125H37V124H35ZM121 125V126H120ZM135 125V124H134ZM147 125L150 127V125H149V123H147ZM146 125V126H147ZM152 125V124H151ZM182 125H186V123L185 124H182ZM192 125H193V123H192ZM197 126V123L195 122V124H194V126ZM242 125H244V124H241V126H240V128H243V126ZM257 125H259V124H257ZM260 125H262V123L260 124ZM259 125V126H260ZM5 126V125H4ZM9 126H5V127H7L8 129H9ZM22 126V127H21ZM45 126H47V123H45ZM62 126V127H61ZM72 127V128H70V127ZM78 126V127H77ZM94 126V127H95ZM100 126V125H99ZM138 126V127H139ZM143 126H141L142 128L141 129H143V131H144V127ZM145 126V128H146V131H142L140 128H138V127H135L134 126V128L136 129V132L137 131H140L141 130V132H143V133H146V135L148 136V134L150 133V132H152V131H154L155 129H153L152 131L150 130L151 128H154V127H150V129H149V127L147 128ZM177 126V125H176ZM189 127L191 126V125H188ZM187 126V127H188ZM194 126H193V129H194ZM250 126H252V125H250ZM249 125H248V127H250ZM258 126V127H259ZM10 127V128H11ZM14 127H16V128H14ZM36 127V126H35ZM39 127V126H38ZM93 127V128H94ZM126 127H128V128H126ZM126 127H123V129L125 128V130H124V132L126 131V129H128L129 131H132V130H134L133 129V126H126ZM132 127V129L130 130V128ZM181 127V126H180ZM258 127H256L257 129H255L256 130V132H257V130L258 129H260V127L258 128ZM4 128V127H3ZM6 128V129H7ZM12 128L10 129V132H12ZM22 128V129H21ZM67 128V127H66ZM69 128H70V130H69ZM78 129V131H77V129ZM82 128H81V130H82ZM91 128V127H90ZM177 128H179V126H177ZM191 129H192V126L190 127ZM190 128H188L189 129V131H190ZM196 128H198V127H196ZM244 128H247L245 125H244ZM96 129H98V128H96ZM117 129V130H118ZM123 129L121 130V129H119L118 131H115V132H113L114 134L115 133H117V134H111L110 136H109V138L111 139H109L110 140V142L112 143V144H116L115 146H111L112 144L110 143V145L109 144H107L108 143V139L106 140V138L104 137V135L105 134H107L108 135V133L110 134V132H107V133H101L100 135H101V137H100V135H99V137L101 138H98V140L100 139V141L101 142H99L98 140V142H97V144L98 145H96V139H94V141H95V145L93 146V145H91V144H93L94 143V141H93V139H92V141L90 140V135H91V133L89 132V128L87 129L88 130V132H86L87 130L84 128V130L83 131H85L84 133L86 134V133H89L88 134V136L90 137V138H87L88 136H86V137H84L83 138V136L85 135V134H83V135H81L80 136V133L82 134L83 132L81 131L80 133H78V135L79 136H77V137H82V139L81 138H77L74 134V136L77 138V139H81V141L83 142V143H81V141L79 142V143H81V145H83V147H89L88 149L86 148V150H87V154L89 153V154H91L90 152H88V150L90 149H92V148H90V145H91V147L93 146V151H94V153H95V151H96V153H95V155L93 154V156H95L96 157V155H98V153L100 154V151H102V150H106V152H104V153H106L107 154V152L109 151H111V150H113L114 149V147H119L118 146V143H115V142H119L120 140L119 139H121V138H124V137H121V136H126L127 134V136L129 137L130 136V134L132 133H127V134H125L126 132H129L128 130L124 133L123 132ZM137 129H140V130H137ZM148 129V130H147ZM176 129V128H175ZM192 129V131H193V133L195 132L194 130ZM252 129H253V127H252ZM251 129V127H250V129H246L247 130V132H248V130L249 131H253ZM54 130V131H53ZM65 130V129H64ZM107 130V131H106ZM180 130V129H179ZM179 130L177 131L178 132V134H179ZM183 130H184V128H183ZM182 130V131H183ZM198 130L200 131V132H198V134H196L197 133V129H196V132L194 133V134H196V135H193L191 132H190V134H192L191 135V137L190 136H188L187 135V137H189L188 139V141L186 142V140H185V142L186 143H184V144H181L182 143V141L180 142V145L177 147V146H175L174 148L175 149H172L171 148V150H170V153H175L177 150H179L180 151V153H181V151L182 150H184V149H186L187 148V146H189L190 144H192L193 143V146L195 147L196 145H199L200 144V142L202 141V139H206L207 137L209 138V136H207L206 138H204L203 137V135L205 134L204 132H205V130H207V129H204V131L203 132H201L202 130H200V127L198 128ZM255 130H254V132L253 133H255ZM17 131H18V133H17ZM35 131V130H34ZM99 131V133H100V129L98 130ZM98 131H96L95 132V130H94V133H96V135H95V137L98 135ZM112 131V130H111ZM185 131H187V130H184V132ZM216 131V130H215ZM260 131V130H259ZM61 132H63V131H61ZM61 132H59L60 134H61ZM66 132V133H67ZM92 132V131H91ZM135 132V130H134V133H136ZM155 132V131H154ZM154 132H152L151 133V135L149 134V137L151 136L152 138L154 137V136H152V134L153 135H155L156 134V132L154 133ZM213 132V131H212ZM246 132V131H245ZM246 132V133H247ZM53 133H52V135H53ZM93 133V132H92ZM112 133V132H111ZM123 133L125 134V135H123ZM187 133V132H186ZM199 133H204V134H202V138L199 140L198 138L200 137V134ZM249 133V132H248ZM250 133H252V132H250ZM252 133V134H253ZM28 134V135H27ZM56 134H58V133H56ZM60 134H58V136H59V138L57 137V139H56V143H57V140L59 139V140H61V141H64V139H66V138H68L69 137V135L71 136V134L69 133V134H66L67 136H66V138H64L63 137V135H62V137L64 138H62V137H60ZM140 135L141 136V133L139 134L138 132L136 133V135ZM181 134H182V132H181ZM180 134V135H181ZM185 134V133H184ZM183 134V135H184ZM189 134V135H190ZM260 134V133H259ZM261 134H264L263 132L261 133ZM27 135V136H26ZM55 135V134H54ZM72 135V136H73ZM87 135V134H86ZM107 135H105L106 137H107ZM113 135V136H112ZM116 135H117V137H119L118 139H116L117 137H116ZM134 135V136H133ZM135 134H133L132 133V137H134V141H137L138 139H141V138H143V134H142V136L141 137H139L138 135L136 136ZM145 135V134H144ZM171 135H172V132H171ZM210 135V134H209ZM249 135H251V134H249ZM253 135H255V134H253ZM258 135V134H257ZM23 136V137H22ZM26 136V137H25ZM92 136H94V135H92ZM112 136V137H111ZM116 138H115V137ZM126 136V137H127ZM130 136V137H131ZM135 136L136 137H138V138H135ZM146 136V138H143V139H141V144L143 143L142 142V140H144V139H146L147 141H148V137ZM156 136H157V134H156ZM179 136V135H178ZM205 136V135H204ZM259 136V135H258ZM253 137V138H251V136H244V137H248L249 139H256V138H258L259 139V137L261 136H259V137ZM264 136V135H263ZM22 137V138H21ZM98 137V136H97ZM103 137H104V139H103ZM127 137V138H128ZM129 137V138H130ZM131 137V138H132ZM145 137V136H144ZM181 137H182V135H181ZM53 137H51V139H52ZM63 140H62V139ZM85 138H87V139H89V142H87L88 140H86L85 142H84V139ZM94 138V137H93ZM108 138V137H107ZM113 138H115V140H118V141H113L114 139ZM128 138V139H129ZM177 138V137H176ZM261 138V137H260ZM75 139V138H74ZM77 139H75V140H77ZM103 139V140H102ZM113 139V140H112ZM128 139H126V138H124V139H122L121 141H123V142H125L124 140H127L128 141ZM137 139V140H136ZM153 139H155V137L153 138ZM153 139H151L152 141H154ZM180 139H182V138H180ZM224 139V140H223ZM235 139V138H234ZM244 139H247V138H244ZM53 140V139H52ZM51 140V141H52ZM71 140H73V139H71ZM131 141H130V144H127V142H125L124 144L125 145H128L127 147L129 148L131 145H132V143H134V141H133V138L132 139H130ZM146 140H144V142L146 141ZM151 140H149L148 142L150 143V142H152ZM157 140V139H156ZM177 140V139H176ZM207 140V139H206ZM222 140V141H221ZM60 141V142H61ZM79 141V140H78ZM114 143H113V142ZM133 141V142H132ZM146 141V142H147ZM175 141V140H174ZM179 140H177V142H178ZM195 141H198V142H196L195 143ZM67 142V141H66ZM123 142H120V143H122V145L120 146V147H124V150H126L127 149V147H126V149H125V145L123 144ZM129 142V141H128ZM132 142V143H131ZM145 142V143H146ZM148 142H147V145H148ZM230 142V141H229ZM232 142V141H231ZM230 142V143H231ZM52 143L54 144V141H52ZM51 143V144H52ZM62 144H63V142H61ZM99 143L101 144L100 146H101V148H102V145H103V147L105 146V147H107L108 146V150L105 148V149H102V150H100L99 152H97V148L99 147ZM120 143H119V145H120ZM139 143V141H137V144ZM155 143V142H154ZM159 143V142H158ZM179 143V142H178ZM201 143H203L204 144V142L202 141ZM207 144H208V142H206ZM226 143H227V140H226ZM244 143V142H243ZM19 144V145H20ZM61 144V147H63V145ZM135 144H136V142H135ZM144 144V143H143ZM156 144V143H155ZM194 144H196V145H194ZM210 144V143H209ZM208 144V145H209ZM264 144V143H263ZM18 145V144H17ZM58 144H56V147L58 148V146H57ZM124 145V146H123ZM130 145V146H129ZM134 145V144H133ZM146 145V144H145ZM146 145V146H147ZM152 145H153V143H152ZM151 145V146H152ZM160 145V147L162 148V146H161V143L159 144ZM163 145V144H162ZM171 145V144H170ZM170 145H168V146H170ZM202 144H200L199 146H201ZM205 145V144H204ZM204 145H202L201 146V148H199L200 150H194L195 152H200L201 151V149H202V147L204 146ZM228 145H230V144H228ZM228 145H226V146H228ZM12 146V145H11ZM65 146V145H64ZM98 146V147H97ZM111 146V147H110ZM138 146V148H136V151H132L133 153H135V152H137V154L138 153H140V151L142 150V149H145L146 148V146H144V148H143V146L141 145V147L142 148H139V146H140V144L139 145H137ZM151 146H150V144L148 145V147H150L151 148ZM158 146V145H157ZM193 146H192V148H193ZM199 146H197V147H199ZM206 146V145H205ZM204 146V147H205ZM211 146V145H210ZM210 146H208V147H210ZM233 146V145H232ZM236 146V145H235ZM242 146V145H241ZM13 147H14V145H13ZM113 147V149H111V150H109V148H112ZM120 147H119V149H118V151L119 150H122V148L120 149ZM134 147H136V145L134 146ZM133 146L131 147V148H134ZM148 147L145 149V150H147L146 152H144V154H146L149 150H150V148H149V150H148ZM165 147V146H164ZM172 147V146H171ZM189 147H191V146H189ZM204 147H203V149H204ZM208 147L206 148L207 150H208ZM250 147V146H249ZM65 148H66V146H65ZM64 148V149H65ZM96 148V150H94ZM131 148H129V149H127L128 151H130V149ZM153 148H155V145H154V147ZM158 149H159V147H157ZM156 148V149H157ZM196 148V147H195ZM224 148H225V146H224ZM228 148H229V146H228ZM248 148V147H247ZM263 149H262V152L261 153H264V145H263V147H262ZM15 149H16V147H15ZM60 149V148H59ZM59 149H57L58 150V152H59ZM61 149H63V148H61ZM100 149V148H99ZM135 149V148H134ZM138 149H141V150H138ZM155 149V150H156ZM166 149V148H165ZM180 149H182V150H180ZM191 149V148H190ZM189 149V150H190ZM202 149V151H206V149L205 150H203ZM230 149V148H229ZM240 149V148H239ZM12 150V149H11ZM57 150H56V152H57ZM66 150V149H65ZM68 150V149H67ZM145 150H143V151H145ZM154 150V149H153ZM167 150V149H166ZM169 150V149H168ZM218 150V149H217ZM224 150V149H223ZM228 150V149H227ZM231 151H232V149H230ZM259 150H261V149H259ZM28 151V152H27ZM84 151H85V149H84ZM93 151H91V152H93ZM123 151V150H122ZM121 151V152H122ZM131 151L130 152H126L127 154L128 153H131ZM159 151V150H158ZM185 151V150H184ZM186 151H188V148H187V150ZM202 151H201V156H202ZM226 151V150H225ZM240 151H243V150H240ZM251 151V150H250ZM27 152V154H24V153H26ZM57 152V153H58ZM61 152H63L62 150H61ZM65 152V151H64ZM102 152V153H103ZM120 152V151H119ZM120 152V153H121ZM151 150H150V155H151ZM156 152V151H155ZM159 152H162V151H159ZM193 152V151H192ZM197 152V153H198ZM208 152V151H207ZM249 152V151H248ZM60 153V152H59ZM67 153V152H66ZM112 154H113V152H111ZM120 153H118V154H120ZM126 153L124 152V153H121L120 155H117V151H115V149H114V154L115 155H111V156H108V159L109 160H111V159H113V157H114V159L116 160L115 161V163H117V160L119 161V159L121 158V159H123V160H120L119 161V163H118V167L117 168H120L119 170L118 169H114V168H112V167H114V162L111 160V161H109V163L110 162H113V163H110V164H112L113 166H111V170H113L112 172L111 171H109V172H111L112 174H113V172H114V170H118L119 172H122V170L126 173L125 175L126 176H128L127 175V173H130V172H127L129 169L131 170L133 167H135V164H133V165H131V166H133L132 168H129V165L126 163L127 161H131L132 163H136L135 162V157H137V155H132L133 153H131V154H129V156H128V158L125 156L126 155ZM142 153L143 152H141L140 154H138V157H140L139 155H142ZM149 153H147L148 155H149ZM153 153V152H152ZM165 153L166 152H164L163 154L165 155ZM168 153V152H167ZM187 153V152H186ZM209 153V152H208ZM208 153H204V155L205 156H207V154ZM239 153V152H238ZM245 153V152H244ZM29 154H31V153H29ZM28 154V155H29ZM61 154H63V153H61ZM70 154V153H69ZM73 154V153H72ZM85 154V153H84ZM92 154H91V156H92ZM102 155V154H100V155H102L101 156V159H102V157L104 156H106L107 157V155L109 154H107V155ZM123 154V156H125V158H127V159H125L124 157H122L121 155ZM178 154H179V152H178ZM182 154V153H181ZM180 154V155H181ZM189 154H190V152H189ZM200 154H198V155H200ZM221 154L224 156L225 154H224V152H221L220 154H217V156H219L220 155V157H221ZM231 155H229V156H232L233 158H234V155L236 154V153H230ZM234 154V155H233ZM251 154V153H250ZM64 155V154H63ZM66 155V154H65ZM110 155V154H109ZM117 155V156H116ZM130 155H131V158L132 157H134V159H130L129 157H130ZM148 155H142L143 157L140 159H138V157H137V160L136 161H139V160H144L145 159V157H146V160H148L147 158L149 157ZM155 155V154H154ZM158 155V154H157ZM164 155H162L163 157H161L162 159H161V164H158L159 163V161H157V159H155L157 162V164L159 165V167H161L160 165H163V164H167L168 162L166 161L168 158L167 157H165ZM169 155V154H168ZM173 155V154H172ZM175 155H176V153H175ZM193 155H194V152H193ZM242 154H240L239 156H241ZM21 156H20V158H21ZM59 156H60V154H59ZM62 156V155H61ZM83 156V155H82ZM119 156H121V157H119ZM152 156V155H151ZM181 156H183V157H185L184 156V154H182ZM196 156V155H195ZM205 156H204V159H205ZM223 156L220 158L221 160H220V163L221 162H223L222 163V166L224 165V160H225V158H223ZM228 156V155H227ZM245 156V155H244ZM246 156H248L249 157V155H246ZM245 156V157H246ZM23 157V156H22ZM66 157H67V155H66ZM86 157H88V156H86ZM90 157V156H89ZM110 157H112L111 159H110ZM119 157V159H117ZM153 157V156H152ZM158 158L160 157V156H157ZM156 157V158H157ZM173 157H175V156H173ZM178 157V155L176 156V158ZM193 156H191V158H192ZM199 157V156H198ZM251 157V156H250ZM29 158V157H28ZM63 158V157H62ZM61 158V159H62ZM98 158H99V160H97V161H100V156L98 155ZM97 158V159H98ZM179 158V157H178ZM209 158V157H208ZM215 157L213 156V159L211 158V160H209V161H212L213 160V163L211 164V162H209L211 165H210V167L207 165L208 163V160L205 162L206 164H205V166H204V163H203V166L202 167H204V168H200L201 166H198L200 169H202V170H205L206 171V169L207 168H212L211 166H216L218 163L217 162H215L214 163V159ZM236 158V157H235ZM234 158V159H235ZM239 157L237 156V160H242L243 158L241 157L240 159H238ZM247 158V157H246ZM252 158V157H251ZM251 158H248L249 160L251 159ZM16 159V158H15ZM18 159V158H17ZM16 159V162H18V160ZM59 159V158H58ZM65 159H69V158H65ZM65 159H64V162H65ZM71 159V158H70ZM87 159V158H86ZM105 159V161H107L108 162V160H106L107 158H103L102 160H104ZM152 160V162H155V160L154 159H152L151 157L149 158V160ZM163 159H165V163H163L164 161H163ZM169 159H171L172 161H174V159L175 158H170L169 157ZM180 159V158H179ZM182 159V160H181ZM181 161H183V158L181 157ZM184 159H187L186 157L184 158ZM207 159V158H206ZM216 159H217V157H216ZM224 159V160H223ZM232 159V158H231ZM21 160H19V164L17 163V165H20V161ZM29 160H30V158H29ZM124 160H127V161H124ZM132 160H134V161H132ZM160 160V159H159ZM223 160V161H222ZM236 160V161H237ZM244 160V159H243ZM242 160V161H243ZM246 161H247V159H245ZM256 160V159H255ZM262 160V159H261ZM62 161H63V159H62ZM96 161V162H97ZM104 161V163L105 164H107V162H105ZM126 163V165L128 166V170H126V169H124L125 168V166H124V162ZM129 161V163H131ZM170 161V160H169ZM177 161H178V159H177ZM176 161V159H175V164H178V163H176L177 162ZM180 161V163H182ZM187 161V160H186ZM189 161H191V159L189 160ZM188 161V162H189ZM205 161V160H204ZM216 161V160H215ZM232 161V160H231ZM234 161V160H233ZM258 161V160H257ZM2 162H3V160H2ZM6 161H4L3 163H5ZM13 162V161H12ZM16 162H15V164H16ZM26 162H24V164L26 163ZM29 162V161H28ZM27 162V163H28ZM57 162H59V161H57ZM56 162V163H57ZM60 162H61V160H60ZM60 162H59V164H60ZM69 162V161H68ZM92 162V161H91ZM122 163V165L124 166L123 167V169H122V167H121V163ZM141 162L142 161H140V162H137V163H140L139 165H141ZM144 162V161H143ZM145 162H147V161H145ZM150 163H151V161H149ZM171 162V161H170ZM228 162V161H227ZM256 162V161H255ZM259 162V161H258ZM26 163V164H27ZM66 163V162H65ZM65 163H63L64 165H65ZM102 163H103V161H102ZM103 163V164H104ZM131 163V164H132ZM148 163V162H147ZM147 163H142V164H144V166L147 164ZM163 163V164H162ZM172 163V162H171ZM186 163V162H185ZM201 163V164H202ZM220 163H219V165H220ZM226 163V162H225ZM248 163V165H247V167L246 168H243V169H241L240 167V169L238 168V167H236V168H233L234 166H232V167H230V168H232L231 170H229V171H227L224 167H226L227 168V166H223V167H221V168H219V171H220V169H222L223 168V170L225 171H223V173H220V174H216V176H212V177H209V178H206V179H202V180H194V181H192L191 183H189V184H173V185H171V183L170 184H167L166 182H165V180H164V182H165V184H167L168 186H166V187H164V185H163V188H155L154 189V187H153V189H151V186H149L147 183H148V181H147V183H146V181H145V184H147V186H149L150 187V191L149 190H147L148 192L146 193V192H143V193H141V194H143V195H138V197H136V198H133V200H130L129 201V199H131V198H127L126 197V195H123V194H127L128 195V193L130 194V190H132L130 187H128V184H129V186H133L132 184L133 183H129V182H127L128 180H132V178L131 177H133V176H129L131 179H129V178H123L122 176V178L123 179H121L120 180V178H118L119 179V181L117 180V181H114V179H112V181L113 182H111V181H109V180H111V179H108L107 177H106V179H104L106 182L108 181V183L110 184V182L112 183L111 185H108V184H105L104 186H102V187H99L96 191H92L93 193V195L92 196H87V198L85 199L84 198V200L82 201V200H80V202L78 203V205L75 207V208H80V209H82V208H86V206H87V204L90 202V204H91V202H93V201H95L96 202V204H98L99 202H101L100 200H99V202L97 203V201L96 200H98V199H100L101 197L103 198V195L105 196V198H107V203H105V204H108L109 205V203L111 202V201H109L108 200V198L110 199V197H108V196H110V194H111V192L112 193H114L113 191H115L116 192V190H120V188L122 189V187H123V185H125V183L127 182V186L125 185V187H127V188H129V191H127V189H126V191L128 192V193H126V191H125V193H124V189H123V191L122 190H120V191H122V193L120 194V191H118L119 192V194L120 195H122L123 197L125 196L126 198H127V202H124V203H122L121 201V205H119V206H115V207H110V209L109 210H107L104 214H100L99 216L97 215V217H95L94 216V212H93V214L92 215H90V213L87 215V217H85V218H87V219H90V220H86L84 217V219H85V222L83 221H81L82 223L77 227V230H76V232H75V234H73L69 239H67L68 240V242H65L63 239H61L62 241H61V243H60V246L59 245H57L58 244V242L57 243H55L56 244V246L57 247H55L54 246V248L52 247V248H50V246L51 245H49L48 244V242L46 243V241H49L50 239H48V237H46L47 239H46V241H44V239H45V236L42 238V236L44 235V233H43V235H41L42 233H40V232H37V233H39L41 236V238H39L38 236L39 235H37L36 237H38L39 239H37V240H40L41 241V239H43V242H45V244H43V245H46V244H48L49 245V248L50 249H48V251L46 252L45 250L48 248V245H46V246H43V248L44 247H46V249L44 250L43 248V253H41V254H38V255H36V256H34V257H30V255H29V257H30V259H27V260H25V259H23L24 257H22V260L23 261H19V262H16L15 264H53V262H55V260H57V261H64V263L66 262V260H68V259H66L67 257H69L70 255H72L74 252H77L78 250H82V249H84V248H89V247H91V246H95V248H97V249H99V250H102V249H104V246H105V243H106V238L105 239H103V235H104V233H108V232H110V233H112V235H113V232H124L123 230H125V228L126 229H128V228H134V230H142L143 228H145L144 230H146V228H147V230L146 231H144V234H147L148 236H149V234L151 233V231L150 230H153V229H156V230H158L157 229V227L155 226V225H153V226H155L153 229H151L152 227H150V233L148 232V229H149V227H144V226H147V223H146V225H144L145 223L144 222H150V223H152L153 221L151 220V219H154V221H157L158 219L156 218V217H153L154 216V214H158L159 215V213H161V211L162 210H164V209H166V212H167V209L169 210V211H171V207H172V209L174 208L176 211H180V213H184V210H186L187 209V207H184L183 208V206L181 205H179L178 206V203H175V201L176 202H178L179 201V199L181 200V199H186V200H188V197H195V196H199V197H201L202 195H205L206 197H207V199H206V202L207 203H209L208 201H212L213 202V200H208L209 199V197L210 196H212V194H215L216 192H217V195H218V192H221V194L223 193V194H226L225 192H227L228 194L227 195H229V193H231L232 192V194L234 195H232V196H227V197H229L228 198V200H230V204L232 205V203L233 202H231V198H233V199H236L235 197H237V195H239V194H237V195H235V193L236 192H238V193H240V195L237 197V198H239V197H241L243 200L245 199V200H247V201H253V203H251V205H253L252 207L250 206V208H253V209H256V210H258V208L257 207H259L260 208V206L262 207H264V195H263V192H264V173L263 174H257L254 170L255 169H252V167L253 166H256V164H258L257 162L256 163H249V161L247 162ZM23 164V163H22ZM21 164V165H22ZM67 164V163H66ZM104 164V169H106L105 171L107 172V174H106V176L108 175V166H107V168H105L106 167V165ZM157 164H155V166L157 167L158 165ZM175 164H173L172 163V166L171 167H173V165H175ZM227 164V163H226ZM239 164H240V162H239ZM2 165V164H1ZM0 165V166H1ZM16 165V166H17ZM72 165V164H71ZM109 165V164H108ZM138 164L136 165L137 167L136 168H138V166H139ZM152 165V164H151ZM150 165V166H151ZM153 165H154V163H153ZM180 165V164H179ZM179 165H178V168H180L179 167ZM182 165V164H181ZM186 166H182V167H185L184 169H186L187 168V163L185 164ZM192 165V164H191ZM200 165V164H199ZM234 165V164H233ZM262 165H264V163L262 164ZM27 166V165H26ZM31 166V165H30ZM68 166V165H67ZM115 166H117L116 164H115ZM143 166V165H142ZM144 166H143V168H144ZM149 166V165H148ZM149 166V167H150ZM166 166H168V164L166 165ZM177 166V165H176ZM190 165L188 164V167H189ZM218 166V165H217ZM217 166H216V168H217ZM19 167V166H18ZM17 167V168H18ZM52 167H53V165H52ZM62 167V166H61ZM64 167H66V166H64ZM93 167V166H92ZM110 167V166H109ZM149 167L147 168V169H149ZM165 167V166H164ZM169 167H170V163H169ZM168 167V168H169ZM198 167H197V170H198ZM257 167V166H256ZM13 168H15V167H13ZM21 168V167H20ZM55 166H54V171H55ZM95 168H97V167H95ZM139 168H140V166H139ZM146 168V167H145ZM144 168V169H145ZM153 168V171H149V170H146L145 169V173L147 172V171H149V172H152V174H153V172L156 174L157 172V170H155L154 171V168L155 167H152ZM163 168V167H162ZM167 167H165L164 169H166ZM167 168V169H168ZM174 168H176L175 166H174ZM215 168V167H214ZM216 168H215V171H216ZM217 168V169H218ZM260 168V167H259ZM23 169V168H22ZM57 169H59V167L57 168ZM65 169V170H64ZM64 169H62V170H64V173L68 170H66V168H64ZM70 169H71V167H70ZM69 169V170H70ZM98 169H100V168H97V170ZM156 169V168H155ZM157 169H160V168H158L157 167ZM164 169H160V171H162V170H164ZM172 168H170L169 169V171L167 170V171H162L163 173H164V177L162 176L163 175V173L162 172H160L161 174H159V172L157 173V174H159V175H157V176H162L163 177V179L165 178V179H167V178H169L170 180H176V179H178V178H176L175 179V176L177 175L176 173H175V169H172ZM198 170V171H200L201 172V170ZM263 169H264V167H263ZM262 169V170H263ZM69 170H68V172H69ZM126 170V171H125ZM129 170V171H130ZM133 170V169H132ZM134 170H135V168H134ZM138 170V169H137ZM137 170H135L136 172H137ZM170 170H171V172L172 173H175L176 175L174 176V175H172V176H174V179H172L171 177V172H170ZM173 170H175V171H173ZM190 170V169H189ZM187 171V170H185L186 172H182L183 174H184V177H185V175L188 173V172H192V169L190 170V171ZM195 170V169H194ZM193 170V171H194ZM207 170H209V169H207ZM213 170V169H212ZM61 171V169L59 170V174H63V176L62 177H64L65 176V174L63 173V172H60ZM72 171V170H71ZM70 171V172H71ZM117 171V172H118ZM135 171H133V172H135ZM139 171V170H138ZM141 171V170H140ZM142 171H143V169H142ZM181 171H182V169H181ZM180 171V172H181ZM198 171H196V172H198ZM214 171V170H213ZM212 171V172H213ZM219 171H217V172H219ZM256 171H258V172H260L259 170H257V168H256ZM18 172V171H17ZM27 172V171H26ZM53 172V171H52ZM115 173L114 172V174L115 175H117V174H120L121 175V173ZM123 172V173H124ZM132 172V175L133 174H135V173H133ZM169 173L170 174V176L168 177V175L166 174V177H165V173ZM195 172V174L197 175V173ZM208 172V171H207ZM211 172V169H210V172H209V174L210 173H212ZM221 172V171H220ZM255 172V173H254ZM2 172H0V179H2L4 176H5V174L6 173H2ZM56 173V172H55ZM100 173H101V171H100ZM100 173H94L93 175L92 174H90L91 176H95V178L96 177H98V179L97 180H101V178L102 177H100V179H99V175H100ZM111 173L109 174V175H111ZM143 172H141V174H142ZM145 173H143L142 175H144L143 177H145ZM148 173V172H147ZM214 173V172H213ZM212 173V174H213ZM58 174V173H57ZM56 174V175H57ZM68 174H70V173H68ZM67 174V175H68ZM96 174H99L98 176H96ZM102 174H105L103 171H102ZM113 174V175H114ZM139 174V172L138 173H136L135 174V177L137 178V175ZM152 174H147L146 176H147V178H148V175H150L149 177H151L152 176ZM155 174H153V176L151 177V180H152V178L153 177H155L156 175ZM182 174V175H183ZM189 174V173H188ZM188 174L186 175L188 178L189 177H191L190 175H195L194 174V172H193V174L192 173H190V175L188 176ZM199 174V173H198ZM14 175H15V173H14ZM55 175V174H54ZM71 175H73V174H71ZM87 176V177H90V178H87L88 180L89 179H91V176ZM108 175V176H109ZM113 175L112 176H110V177H113ZM114 175V176H115ZM130 175V174H129ZM155 175V176H154ZM180 175V174H179ZM205 175L207 176V174H206V172H205ZM211 175V174H210ZM16 177H17V173H16V175H15ZM15 176L13 177L14 178V180H11V181H17V179H15ZM20 176V175H19ZM58 176H60V175H58ZM101 176V175H100ZM105 176V175H104ZM140 176V177H139ZM138 176V178L140 179V178H142L141 177V175H139ZM11 178H12V175L10 176ZM55 177H57V176H54V178ZM68 178L67 179H69L70 178V176H67ZM79 176H77V178H78ZM116 177H120V176H116ZM162 177H160V178H162ZM176 177H178V176H176ZM183 177V178H184ZM200 177V176H199ZM204 178V176L203 175H201V178ZM20 178H22V177H20ZM53 178V177H52ZM59 177H57L56 179H58ZM61 178V177H60ZM59 178V179H60ZM66 178V177H65ZM65 178H63L62 180L63 181H66L65 180ZM95 178H93L92 177V179L90 180V181H92L93 182V180L95 179ZM104 178V177H103ZM102 178V179H103ZM137 178V179H138ZM157 178V177H156ZM156 178H153V180L154 181H156ZM160 178H159V180H160ZM180 178V177H179ZM181 178H182V176H181ZM74 178H72V180H73ZM84 179V178H83ZM82 179V181L83 182H81L80 180L81 179H77V180H75V182L76 183H78L77 181L79 180L80 182L77 184V186L79 185V186H81V184L82 183H86L87 182V180L86 181H84ZM86 179V178H85ZM108 179V180H107ZM134 179V178H133ZM137 179H134L135 180V184L136 185H138V181H142V179L141 180H138L137 181ZM146 179V178H145ZM145 179H143V180H145ZM150 179V178H149ZM148 179V180H149ZM18 180L20 181V179L18 178ZM54 180V179H53ZM62 180H60L61 181V183L63 182ZM72 180H68V182H70V181H72ZM104 180H101V182L103 181L104 182ZM170 180H168V181H170ZM184 180V179H183ZM187 180V179H186ZM157 181H158V179H157ZM157 181L156 182H153L154 183V185H155V183H156V186L158 187V183H157ZM162 181V180H161ZM167 181V180H166ZM177 181V180H176ZM26 182H28L27 180H25L24 181V184L26 183ZM58 183H59V181H57ZM67 182V181H66ZM66 182H65V184H66ZM91 182V185H93V183ZM100 182V183H101ZM105 182V183H106ZM116 182V183H115ZM134 182V181H133ZM138 182V183H137ZM150 182V181H149ZM188 182H190V181H187V183ZM21 183V182H20ZM61 183H59V185L61 184ZM64 183V182H63ZM62 183V184H63ZM72 183H73V181H72ZM99 183V182H98ZM97 182L95 183V184H97V185H99ZM141 183H143V181L142 182H140V184ZM153 183H149V184H151L152 186H153ZM159 183H163V182H159ZM169 183V182H168ZM173 183V182H172ZM185 183H186V181H185ZM64 184V185H65ZM102 184V183H101ZM139 184V186H142V185H140ZM204 184H207V188L206 189H204ZM2 185V184H1ZM57 186V184H54L53 183V186ZM70 185H72L71 184V182H70ZM74 185V184H73ZM73 185L71 186V187H73ZM83 185V184H82ZM90 186V182H89V184H87V186ZM108 185V186H107ZM51 186H52V184H51ZM54 186V187H55ZM86 185L84 184V186H81L82 188H84ZM87 186H86V188H87ZM88 186V187H89ZM95 186V185H94ZM155 186V187H156ZM11 187V186H10ZM22 187V186H21ZM53 187V188H54ZM58 187H60V186H58ZM58 187H57V189H58ZM62 187H63V185L60 187L61 188V190H63L62 189ZM69 186H67V188H68ZM76 187V184H75V186H74V188ZM136 187V186H135ZM135 187H134V189H135ZM159 187H160V185H159ZM4 188H9V186L8 187H4ZM64 188V187H63ZM65 188H66V185H65ZM66 188V189H67ZM70 188V187H69ZM133 188V187H132ZM141 188H144V187H141ZM146 188H148V187H146ZM2 189V188H1ZM15 189V191H18L16 188H14ZM19 189V191L18 192H20L21 190V188H18ZM72 189V188H71ZM71 189H69L70 191H71ZM78 189V188H77ZM93 189H95V188H93ZM140 189V188H139ZM138 188H137V190H139ZM9 192H10V194H12V189L11 188H9ZM69 190H67V191H65V192H67V195H66V193H65V195L66 196H69ZM75 190V189H74ZM141 191H142V189H140ZM4 190H2V192H3ZM6 191H8V190H5V192ZM14 191V190H13ZM14 191V195L16 196V197H18L17 196V194L19 195H22L21 194V192L23 191H21L20 193H17L16 194V192ZM51 191V190H50ZM53 191V190H52ZM72 191H73V189H72ZM79 191H82V190H79ZM87 191V190H86ZM135 191V190H134ZM134 191H131V192H134ZM141 191H139V192H141ZM1 192V190H0V193H2ZM60 192V191H59ZM74 192V191H73ZM72 192V193H73ZM78 192V191H77ZM89 192V191H88ZM136 192V191H135ZM233 192H235V193H233ZM257 192H259V193H257ZM75 193H76V191H75ZM90 193V192H89ZM117 193V192H116ZM116 193H114L115 195H116ZM262 194L263 195V197H262V195H261V197L262 198H258L259 196L257 195V194ZM3 194V193H2ZM5 194V193H4ZM8 194V193H7ZM9 194V195H10ZM59 194V193H58ZM61 195H62V192L60 193ZM59 194V195H60ZM70 194H71V192H70ZM79 194V193H78ZM81 194V193H80ZM108 194V195H107ZM119 194H117V196H118V198H117V196L115 197V196H111V200H116V199H114V197L115 198H117V199H119L120 198V196H119ZM220 193H219V195H221ZM255 194L257 195V200H255V199H253V196H251V195H254L255 196ZM1 195V194H0ZM8 195V196H9ZM19 195V196H20ZM71 195H74V194H71ZM134 195V194H133ZM218 195V196H219ZM2 196V195H1ZM11 196V195H10ZM9 196V197H10ZM14 196V197H15ZM23 196H24V193H23ZM76 196V195H75ZM78 196V195H77ZM82 195H80L79 196V198L81 197ZM122 196H121V198H122ZM213 196H216V195H213ZM221 196H223L222 197V199L221 200H223L222 202L224 203L226 200H224L223 198H227V197H225L224 195H221ZM249 196H251L250 197V199H247ZM25 197V196H24ZM56 197V196H55ZM60 197V196H59ZM59 197H56V198H59ZM63 197H65L64 196V192H63ZM70 197V196H69ZM198 197V198H199ZM204 197V196H203ZM217 197V196H216ZM216 197H214V199H216ZM5 198V197H4ZM7 198V197H6ZM61 198V197H60ZM67 198V197H66ZM75 198H77V197H75ZM79 198H78V200H79ZM101 198V200H102V202H103V200L105 199H102ZM120 198V199H121ZM211 198V197H210ZM218 198V200L217 201H219L220 200V198L221 197H217ZM241 198H240V202L239 201H237V202H239L240 204L243 202H241ZM251 198H252V200H251ZM11 199V198H10ZM14 199V198H13ZM17 199H19V198H17ZM16 199V200H17ZM74 199V198H73ZM83 199V198H82ZM119 199V200H120ZM177 199H178V201H177ZM199 199H201V198H199ZM202 199H205V198H202ZM1 200V199H0ZM6 200V199H5ZM16 200H14V201H11V200H9L11 203L12 202H14L15 204L16 203H23L25 200H23L22 198H21V200H23V201H20L19 202V200L16 202ZM60 200V199H59ZM62 200H63V198H62ZM65 200V199H64ZM68 200V199H67ZM70 200H71V197H70ZM74 200H76V199H74ZM74 200H73V202H74ZM119 200H117L118 201V203H120L119 202ZM221 200L219 201V205H221ZM7 201H8V199H7ZM9 201H8V204H9ZM61 201V200H60ZM77 201V200H76ZM105 201V200H104ZM113 201L111 202V203H113ZM123 201V200H122ZM195 202L197 201V200H194ZM247 201H246V203H247ZM56 202H58V200L56 201ZM55 202V203H56ZM68 202V201H67ZM70 202V201H69ZM72 202V200H71V203L72 204H75V202L73 203ZM101 202V203H102ZM109 202V203H108ZM180 202V201H179ZM185 202V201H184ZM212 202H210L211 204H213ZM245 202V201H244ZM7 203V202H6ZM26 203V202H25ZM60 203V202H59ZM58 203V204H59ZM64 204V202H61V204ZM66 203V202H65ZM94 203V202H93ZM110 203V204H111ZM172 203H175V206H178V207H176L175 208V206H174V204L173 205H170V204H172ZM209 203V204H210ZM216 203H218V202H215V204L214 205H216V206H218ZM222 203V204H223ZM227 203V202H226ZM226 203H224V206L223 207H227V206H225V204ZM228 203H229V201H228ZM250 203V202H249ZM14 204V206H16ZM48 204H50V203H48ZM60 204V205H61ZM63 204H62V206H63ZM68 204V203H67ZM66 204V205H67ZM71 204V205H72ZM90 204H88V205H90ZM103 204V203H102ZM115 205H116V203H114ZM197 204V206L198 205H200V208H203V204L202 203H199V200H198V203H196ZM202 204V205H201ZM210 204V205H211ZM229 204V205H230ZM234 205H239L238 203L237 204H235V202L233 203ZM245 203H242L241 205H244ZM13 205V204H12ZM26 204H24V206H25ZM46 205V204H45ZM65 205V206H66ZM95 205V204H94ZM183 205H185V203L183 204ZM187 205V204H186ZM193 205V204H192ZM190 206L191 207V209L194 207V208H197L196 207V205L195 206ZM205 205V204H204ZM214 205H213V207H214ZM227 205V204H226ZM230 205V206H231ZM234 205H232L233 206V208H235L234 207ZM246 205V209H244L245 211H247V212H249L248 210H252V209H248L247 208V204H245ZM244 205V206H245ZM3 206V205H2ZM18 207L20 206V204L19 205H17ZM23 206V204L21 205V207H24ZM27 206H28V204H27ZM165 206H169V208L167 207V208H165ZM202 206V207H201ZM208 206V205H207ZM212 206V205H211ZM210 206V208L212 209V207ZM231 206V207H232ZM249 206V205H248ZM21 207H20V209H21ZM26 207V206H25ZM25 207H24V209H25ZM41 207H43V206H41ZM55 207H57V206H55ZM161 207L163 208L164 207V209H161ZM183 209H182V208ZM189 207V208H190ZM209 207V206H208ZM218 207H220V206H218ZM229 207V206H228ZM37 208V207H36ZM53 208V207H52ZM57 208H60V207H57ZM62 208V207H61ZM64 208V207H63ZM91 208V207H90ZM93 208V207H92ZM181 208V209H180ZM207 207H205V209H204V212H203V210L202 211H200L199 209V212L200 213H202L203 212V215H204V218H205V214H207V213H205V211L206 212H210V210H209V208H207ZM230 208V207H229ZM228 208V209H229ZM237 208H238V206H237ZM236 208V209H237ZM240 208V207H239ZM241 208H242V206H241ZM4 209V208H3ZM12 209V208H11ZM19 209V210H20ZM23 209V208H22ZM29 208H26V210H27V212H26V210H24V211H22L20 214H14V215H6V216H3V217H1V219H0V236L3 234V233H5V232H8V231H11L12 229H14V228H17V227H19V226H21V225H23L24 224V226H25V223H27L30 219H34L33 217H35L34 215H36V213L33 215V213L30 211V210H28ZM31 209H32V207H31ZM40 209V208H39ZM44 209V212H45V207L44 208H42V210ZM48 209H50V208H48ZM48 209L46 210L47 212H48ZM55 209V208H54ZM99 209V208H98ZM157 209H160L159 210V212L157 211ZM221 208H218V210H220ZM223 209H226V208H223ZM222 209V210H223ZM228 209H226V211H225V215L226 214H230L229 216L231 217V214L234 212V211H236L237 213H238V211H239V209H238V211L237 210H235V209H233V210H231L232 208H230L229 209V211H227ZM248 209V210H247ZM35 210V209H34ZM38 210V209H37ZM89 210V206H87V210H85L86 211V213H87V211ZM93 211H94V209H92ZM91 210V211H92ZM156 210V211H155ZM181 210H183V211H181ZM197 210V211H198ZM216 210H217V208L215 209H213V212L214 213H216ZM218 210H217V212H218ZM222 210H220V211H222ZM230 210L232 211L231 213H229L230 212ZM242 210V209H241ZM240 210V211H241ZM243 210V215H245V214H247V213H245V211ZM264 209L262 208V211H263ZM18 211V210H17ZM28 211L29 212H31L32 214H31V216H30V213H28ZM53 211H55V210H53ZM59 212H60V209L58 210ZM57 211V212H58ZM64 211V210H63ZM165 211V210H164ZM164 211H162V212H164ZM176 211H172L173 213H171L170 214V216L172 215V216H175L176 214H177V212ZM179 211H178V215L180 214L179 213ZM187 211V210H186ZM185 211V212H186ZM192 211H196V210H192ZM191 211V212H192ZM219 211V212H220ZM42 212V211H41ZM43 212V213H44ZM51 212H52V210H51ZM58 212V213H59ZM61 212H62V210H61ZM65 212V211H64ZM67 212V211H66ZM80 212V211H79ZM155 212V213H154ZM157 212V213H156ZM175 212H176V214H175ZM188 212H189V210H188ZM208 212V213H209ZM218 212V213H219ZM228 212V213H227ZM236 212H234V213H236ZM252 212H253V210H252ZM260 212L261 211H259L258 210V212L257 213H259L260 214ZM6 213V212H5ZM165 213V212H164ZM168 213H170V212H167L166 213V215L168 214ZM205 213V214H204ZM211 213V212H210ZM224 212H222V214H223ZM233 213V217H235L236 216V218L237 217H239V219H236V218H234V220H233V218H232V220H233V222H236L237 221V226L240 224V223H242V222H238L239 220L241 221V219H244V218H242V217H244L243 215H242V212H241V215H240V212H239V214H237L236 213V215ZM245 213V214H244ZM255 213V212H254ZM262 213H264V212H261V214ZM7 214V213H6ZM39 214V213H38ZM50 215H51V213H49ZM60 214V213H59ZM163 214V213H162ZM185 214V213H184ZM192 214V213H191ZM193 214H195V213H193ZM213 214V213H212ZM217 214V213H216ZM221 214V213H220ZM220 214H217V215H220ZM221 214V215H222ZM249 214H252L251 213V211H250V213ZM249 214H247V216L249 217ZM260 214V215H261ZM49 215V216H50ZM52 215H53V212H52ZM55 215V214H54ZM56 215H58L57 213H56ZM61 215V214H60ZM63 215H64V213H63ZM82 215V214H81ZM84 215H86V214H83L82 216H84ZM89 215L90 216H92V217H90L89 218ZM153 215V216H152ZM158 215H156V216H158ZM182 215V214H181ZM202 215V214H201ZM210 215V214H209ZM225 215H222V219H223V216H224V220H228V216H227V218H226V216ZM238 215V216H237ZM256 215V214H255ZM254 215V216H255ZM260 215H256V216H259L260 217ZM264 215V214H263ZM0 216H2V215H0ZM43 216H44V214H43ZM46 216V215H45ZM48 216V214H47V217H49ZM76 216V215H75ZM94 216V217H93ZM160 216V215H159ZM163 216H165L164 214H163ZM169 216V215H168ZM207 216V215H206ZM216 215L214 214V217H215ZM241 216V217H240ZM252 216V215H251ZM255 216V218L256 219H254V220H256L257 221V219H259V218H257ZM39 217H42V214H41V216H39ZM39 217H38V219H39ZM54 217V216H53ZM52 217V219H54V218H57V217H54L53 218ZM146 217V218H145ZM162 217V216H161ZM160 217V218H161ZM179 217V216H178ZM177 217V215L175 216V218L177 219L178 218ZM219 217V216H218ZM245 217H246V215H245ZM43 218V217H42ZM50 218H51V216H50ZM58 218H61V217H58ZM142 218H145V219H147L148 218V221L147 220H145V219H143L144 220V222H143V224L141 223V221H143L142 220ZM155 218H156V220H155ZM171 218V217H170ZM169 218V219H170ZM174 218V219H175ZM182 218V220H186V219H183V217H181ZM180 218V219H181ZM185 218V217H184ZM197 218V217H196ZM199 218H201L200 216H199ZM211 217H209V219H210ZM226 218V219H225ZM247 218V217H246ZM245 218V219H246ZM37 219V220H38ZM52 219H50V220H48V219H45V217H44V219L43 220H48L50 223L49 224H51V223H57V221H59L58 219L56 220V222H55V220H53V222H52ZM62 219H63V217H62ZM62 219H60V220H62ZM79 219H80V217H79ZM168 218H167V220H169ZM179 219V220H180ZM188 219H191V217L189 218L188 217ZM195 218H193L192 217V220H194ZM216 219H218V218H213V219H211V220H215V222H216ZM221 219V220H222ZM231 219V218H230ZM235 219H236V221H235ZM40 220L41 219H39V222H40ZM65 220V219H64ZM83 220V219H82ZM150 220V221H149ZM163 220V219H162ZM197 220H199V219H197ZM201 220V219H200ZM203 220V219H202ZM223 220V221H224ZM225 221V222H228V221ZM31 221V220H30ZM29 221V222H30ZM33 221H34V223H33ZM33 221H31L30 223L31 224H29V222H28V224L30 225V227L28 226V228H30V229H32L33 228V225H32V223L33 224H35V221H36V219L35 220H33ZM47 221V222H48ZM152 221V222H151ZM164 221V220H163ZM173 221V220H172ZM175 221V220H174ZM189 222L191 221V220H188ZM187 220L186 221H184L185 223L186 222H188ZM195 221V220H194ZM193 221V222H194ZM205 222L206 221H208V217H207V219H205L204 220ZM204 221H203V223H204ZM219 221V220H218ZM243 222H245L246 221V225L248 226V223H247V219L244 221V220H242ZM255 221V222H256ZM38 221L36 222V224H35V226L37 227V225H39L40 223H39ZM43 222H45V221H43ZM42 222V223H43ZM47 222H45L46 224H48ZM61 222V221H60ZM65 222V221H64ZM177 222V221H176ZM175 222V223H176ZM181 222V223H180ZM192 222V223H193ZM199 221H197V224L199 225V223H198ZM200 222H202V221H200ZM209 222H213V221H210L209 220ZM39 223V224H38ZM63 223V222H62ZM139 223H140V225H139ZM150 223H148V224H150ZM154 224H156L155 222H153ZM158 223H160V222H158ZM161 223H163L162 221H161ZM175 223H173V224H175ZM177 223H180L179 225L181 226L180 228L178 227L179 225H175V226H177L180 230H181V228H182V225L181 224H183L182 223V221L180 220L179 222H177ZM184 223V224H185ZM191 223V222H190ZM191 223V224H192ZM257 224L259 223L258 221L256 222ZM27 224V225H28ZM46 224H43L44 226L43 227H45L46 226ZM59 224V223H58ZM61 224V223H60ZM72 224V223H71ZM205 224H207V223H205ZM208 224H210L211 225V223H208ZM207 224V225H208ZM213 224V223H212ZM226 224V223H225ZM228 224V223H227ZM253 224V223H252ZM259 224H261V222L259 223ZM258 224V225H259ZM263 224H264V222H263ZM263 224L262 225H260V227H261V229H263V231H264V226H263ZM26 225V226H27ZM42 225V224H41ZM41 225H39V226H41ZM54 225V226H53ZM53 225H50V226H53V228L51 227H48V228H50V229H48V233H50L53 229L54 230H58L57 231V233H54V235L52 234V232L50 233V234H52L53 236H59L60 234H59V232L60 233H62L61 231H60V229H56L55 227H56V225L55 224H53ZM63 225V224H62ZM68 225V224H67ZM152 224H150V226H151ZM187 225V224H186ZM207 225H206V227H207ZM215 225V224H214ZM241 225L242 224H240V226H239V228H241ZM23 226V227H24ZM34 226V227H35ZM59 226V225H58ZM58 226H57V228H58ZM65 226V225H64ZM149 226V225H148ZM160 226H161V224H160ZM185 226V225H184ZM183 226V227H184ZM188 226H190V224L188 223ZM188 226H186L187 227V229H188ZM193 226V224L190 226L191 228H195L196 226L194 225V227H192ZM201 226H203V225H201ZM209 226V225H208ZM217 226V225H216ZM243 226V225H242ZM32 227V228H31ZM39 228V231L41 230V229H45V228ZM62 227V226H61ZM138 227H142V229H137ZM165 227H166V225H165ZM186 227H184V228H186ZM198 227H200V226H198ZM198 227H196L197 229H198ZM211 227V226H210ZM219 227V226H218ZM217 227V228H218ZM222 227H224V226H221L220 228H222ZM259 227V226H258ZM257 227V228H258ZM65 228H67V227H65ZM124 228V229H123ZM136 228V229H135ZM158 228H159V226H158ZM184 228H182V229H184ZM191 228H189L190 229V231L192 230ZM201 228V227H200ZM243 228V227H242ZM244 228H245V226H244ZM247 228V227H246ZM24 229H25V227H24ZM30 229H26V231L28 230V232L30 233ZM62 229V228H61ZM202 229V228H201ZM211 229V228H210ZM215 229V228H214ZM235 229V228H234ZM34 230H35V228H34ZM34 230H32L33 232H35ZM51 230V231H50ZM66 230V229H65ZM133 229H132V233H134L135 232V234H133V235H135V237L138 235V233H140L141 231H139L138 233L136 232V231H134ZM185 230V229H184ZM206 230V229H205ZM225 230L227 231V227L225 228ZM225 230H223V231H221V229H220V231L221 232H223V233H225L226 234V231ZM36 231H38V227H37V230ZM47 231V230H46ZM50 231V232H49ZM62 231H63V229H62ZM127 231V230H126ZM129 231H131L130 229H129ZM186 231V230H185ZM199 232L201 231V230H198ZM203 231H204V229H203ZM208 231V230H207ZM261 231V230H260ZM25 232V231H24ZM44 232H45V230H44ZM64 232V231H63ZM146 232H148V233H146ZM158 232V231H157ZM157 232H152L150 235H157ZM161 232V231H160ZM193 233L195 232V231H192ZM197 232V231H196ZM198 232V233H199ZM21 233V232H20ZM26 233V232H25ZM24 233V234H25ZM32 233V232H31ZM30 233V234H31ZM73 233V232H72ZM128 233V232H127ZM137 233V234H136ZM153 233H156V234H153ZM260 234H259V236H261V234L262 235H264V232H259ZM23 234V236L24 237H26L25 235ZM33 234L34 233H32L31 235L32 236H29V237H32L31 239H33ZM45 234H46V232H45ZM57 234V235H56ZM142 234V233H141ZM160 233L158 232V235H159ZM162 234V233H161ZM206 234V233H205ZM205 234H201L200 236H202L203 237V239L202 240H206L205 238H207V237H209V236H211L210 234H208V236H207V234H206V236L207 237H204L205 236ZM214 234V233H213ZM217 234V233H216ZM221 234V233H220ZM219 234V235H220ZM224 234V236L225 237H227L228 235L227 234H229V233H227L226 235ZM29 235V234H28ZM36 235V234H35ZM47 235V234H46ZM62 235V234H61ZM129 235H130V233H129ZM129 235H127L128 237H129ZM132 235V236H133ZM147 235H144V236H147ZM195 235H196V233H195ZM193 236V237H197V236ZM197 235H199V234H197ZM232 235H235V234H231V236ZM48 236V235H47ZM51 235H49V237H50ZM65 236H67V235H65ZM131 236V237H132ZM139 236H140V234H139ZM139 236H138V238H139ZM144 236H142V237H144ZM147 236V238H148V240H147V238L146 237H144L145 239H143V240H145V243H147V245L148 246H150L149 244H150V238ZM199 236V237H200ZM217 236V235H216ZM52 237V236H51ZM50 237V238H51ZM64 237V236H63ZM127 237V238H128ZM155 237H156V239H155ZM155 237H152V241H155L156 240V245H157V243L158 242H160V241H158L157 242V236H155ZM190 237H192V236H190ZM264 237V236H263ZM35 238V237H34ZM54 240V242H55V238L54 237H52ZM57 238V237H56ZM59 238V237H58ZM5 239V238H4ZM26 239V238H25ZM24 239V240H25ZM30 238H28V239H26L25 241H27L26 243H30L31 240ZM59 239V240H60ZM65 239V238H64ZM102 239L103 240H105V243L102 241ZM150 239V240H149ZM159 239H161L160 237H159ZM187 239V238H186ZM217 239V238H216ZM219 239V238H218ZM217 239V240H218ZM222 238H221V236H220V240H221ZM227 241H225V242H227L228 243V241H229V239L228 238H225ZM260 239V238H259ZM258 239V240H259ZM261 239H264V238H262V236H261ZM1 240V239H0ZM13 240V239H12ZM18 240V239H17ZM16 240V241H17ZM22 241H24L23 239H21ZM17 241V242H21V244L23 243L22 241ZM36 240V239H35ZM34 239H33V243H34V241H35ZM52 240V239H51ZM50 240V241H51ZM57 241H58V239H56ZM118 240V239H117ZM130 240H131V238H130ZM136 240H137V238H136ZM168 240V239H167ZM171 240V239H170ZM195 240H197V238L195 239ZM212 240V239H211ZM215 240V239H214ZM25 241H24V243H25ZM49 241V242H50ZM65 242V244H63V245H61L62 244V242ZM134 241H135V239H134ZM140 241V240H139ZM146 241H148V242H146ZM186 241V240H185ZM192 241V240H191ZM194 241V240H193ZM197 241H199V243H201V242H204V241H201L200 242V240H199V238H198V240ZM197 241H195V242H197ZM221 241H223L224 242V238L221 240ZM242 241V240H241ZM264 241V240H263ZM15 242V241H14ZM35 242H37V241H35ZM42 242V241H41ZM52 242V241H51ZM50 242V244H52ZM126 242V244L130 247V246H132V245H129L128 244V242H127V240L125 241ZM131 241H129V243H130ZM142 242V241H141ZM144 242V241H143ZM188 242V241H187ZM212 241H210V243H211ZM222 242V243H223ZM225 242H224V244H222V246L224 245L225 246ZM234 241H232V243H233ZM258 242H260V240L258 241ZM8 243V242H7ZM11 244H13V245H15L13 242H10ZM25 243V247L27 246V244ZM39 244H40V242H38ZM38 243H36V244H38ZM109 243V242H108ZM134 243H136L137 245L140 243H138L137 241H135ZM151 243H153V242H151ZM162 243H163V241H162ZM171 243V242H170ZM189 243H190V241H189ZM208 243H209V241H207L206 242V245H205V249L207 248L206 246L208 245ZM231 243V240H230V242H229V244ZM264 242H262V243H260L261 244V247L262 246H264V244H263ZM0 244H2V243H0ZM4 244H5V242H4ZM3 244V245H4ZM17 244V243H16ZM31 244V243H30ZM29 244V245H30ZM35 244V245H36ZM54 244V243H53ZM52 244V245H53ZM54 244V245H55ZM125 244V245H126ZM135 244V245H136ZM142 244V243H141ZM174 244V243H173ZM181 244H182V242H181ZM192 244V243H191ZM191 244H189V246L191 245ZM194 244V243H193ZM192 244V245H193ZM228 244V245H229ZM239 244V243H238ZM249 244V243H248ZM256 244V243H255ZM259 244V245H260ZM263 244V245H262ZM7 245V244H6ZM8 245H10L9 243H8ZM7 245V246H8ZM23 245V244H22ZM42 245V244H41ZM41 245H39V246H41ZM109 245V244H108ZM107 245V246H108ZM126 245V247H127V249L128 250H131V247L129 248L128 246ZM146 244H144V245H141L140 246V248L141 249H139L140 251L142 250V248H143V246H144V248H145V246H147ZM156 245H154V244H151V248H152V246L154 247H157V246H159L160 244L158 243V245L156 246ZM179 245V244H178ZM197 245V244H196ZM195 245V246H196ZM211 245V244H210ZM241 245V244H240ZM6 246V247H7ZM16 246H19V244L18 245H16ZM16 246H14V247H16ZM162 246V245H161ZM188 245H187V247H189ZM199 246V245H198ZM203 246V245H202ZM212 246H213V244H212ZM221 246V245H220ZM222 247V248H224L225 249V251L227 250L226 249V247ZM230 247H231V244L229 245ZM2 247V246H1ZM5 247V246H4ZM11 247L13 248V250H15V248L13 247V246H11L10 245V247L8 246V248L10 249V251H11ZM28 247V246H27ZM26 247V249L28 250H30L31 251V249H32V247L30 248V246L27 248ZM42 247V246H41ZM120 247V246H119ZM122 247V246H121ZM121 247H120V249H121ZM168 247V246H167ZM170 247H172V246H170ZM177 247V246H176ZM197 247V246H196ZM228 247V246H227ZM229 247V248H230ZM260 247V248H261ZM24 247H22V248H18V249H20L21 251H23V254H25L24 252V250H25V248H24V250H22ZM33 248H34V245H33ZM38 248V247H37ZM124 249H126L125 248V246L123 247ZM144 248H143V250L141 251V252H144V254L143 255H141V253H140V251L138 250V246H137V250L139 251L138 253L140 254V256H138V255H136V257H138L137 258V260L139 259L140 261H141V259L142 260H145V259H143V258H146V259H148L147 257H146V255L147 254H145V251L148 249V247H146V249H145V251H144ZM151 248H149V249H151ZM186 248V247H185ZM197 248H199V247H197ZM202 248V247H201ZM204 248V247H203ZM228 248V249H229ZM234 248L235 247H233V250H234ZM263 248L264 247H262V250H261V253H262V255L260 254V250H259V246H258V249H255V250H259V253H257V254H260L261 255V257L264 255V253H263ZM5 248H1V250H4ZM41 249V248H40ZM93 249V248H92ZM96 249V250H97ZM111 249V248H110ZM117 249V248H116ZM153 250H152V252H151V254H153V253H155V254H157L156 252H154L156 249L155 248H152ZM155 249V250H154ZM170 249V248H169ZM172 249H174V248H172ZM172 249L170 250L171 252H172ZM192 249L194 250V247L192 246ZM196 249V248H195ZM207 249H209V248H207ZM211 249V248H210ZM6 250V249H5ZM4 250V251H5ZM13 250L11 251L12 252V254H13ZM26 250V251H27ZM85 250V249H84ZM106 250V249H105ZM178 250V249H177ZM190 250V249H189ZM204 250V249H203ZM223 250V249H222ZM237 250V249H236ZM9 250H8V252L6 251V253H8V254H6V253H4L3 254V256H1V252H0V256L1 257H4L5 256V254H6V256L7 255H12L11 254V252H10ZM15 251H17V248H16V250ZM19 251V250H18ZM17 251V252H18ZM29 251V252H30ZM98 251V250H97ZM109 251V250H108ZM118 251L119 250H117V253H118ZM151 251V250H150ZM156 251H158V250H156ZM167 251V250H166ZM196 251H198V250H196ZM196 251H194V252H196ZM228 251V250H227ZM230 251H232V250H229V252ZM243 251H244V249H243ZM9 252H10V254H9ZM16 252V253H17ZM33 252V251H32ZM41 252H42V250H41ZM96 252V251H95ZM120 252V251H119ZM148 252H149V250H148ZM147 252V253H148ZM165 252V251H164ZM180 252V251H179ZM190 252V251H189ZM194 252H192L191 254H193ZM199 252H201V251H199ZM199 252H198V254H199ZM204 252L205 251H203V255H202V257H203V259L201 260V262H198L197 261V259H199V258H195L196 256H194V255H191V259H192V256H194L193 257V259L195 258L196 259V261H197V263H199V264H202V261L206 264L207 262H206V260H205V257H207V255H205L204 254ZM233 252V251H232ZM27 253V255H28V252H26ZM102 253H104V252H102ZM107 253V252H106ZM105 253V254H106ZM110 253V252H109ZM108 253V254H109ZM121 254L123 253V254H125L123 251H121L120 252ZM150 253V252H149ZM165 253H167V252H165ZM172 253H174V254H176L175 253V251L173 250V252ZM183 253V252H182ZM185 253V252H184ZM183 253V254H184ZM246 253V252H245ZM15 254V253H14ZM19 254V255H18ZM17 255L18 256H20V254H22L21 252L20 253H18ZM22 254V255H23ZM29 254H31V253H29ZM33 254V253H32ZM86 254V253H85ZM95 254H99V251H98V253H95ZM122 254V255H123ZM162 254V253H161ZM168 254H170V252H168ZM173 254V257L174 258H176L175 256L176 255H174ZM189 254V253H188ZM195 254H197V252L195 253ZM206 254H209L208 253V251L206 252ZM244 254V253H243ZM249 254V253H248ZM248 254L246 253V255H247V259L246 260H248L249 258H248ZM256 254V255H257ZM16 255V254H15ZM16 255V257H18ZM55 255V256H54ZM100 255V254H99ZM98 255V256H99ZM102 255V254H101ZM118 255V254H117ZM160 255V254H159ZM159 255H157V258H158V256ZM167 254H165V255H163V257L165 258V256H166ZM190 255V254H189ZM200 255V256H201ZM230 255H231V253H230ZM260 255H259V257L258 258H260L259 259V261H261V262H259V263H261V264H263L264 263V261H262V258L260 257ZM5 256V257H6ZM25 256V255H24ZM87 256V255H86ZM108 256V255H107ZM128 256V257H127ZM145 256V257H144ZM154 256H156V255H154ZM168 257H169V255H167ZM171 256H172V254H171ZM183 256V255H182ZM186 256V255H185ZM200 256H198V257H200ZM244 256V255H243ZM242 256V257H243ZM9 257V256H8ZM14 257V256H13ZM28 257V258H29ZM100 257V256H99ZM106 257V256H105ZM114 257H115V255H114ZM118 257H120L119 255H118ZM123 257L124 258H129L130 257V255H129V253H128V255H126V256H124L123 255ZM123 257L122 258H119V260L121 259V261H122V259H123ZM134 257V256H133ZM142 257V258H141ZM153 257V256H152ZM161 257V256H160ZM167 257V258H168ZM173 257H171V263H173V260H172V258ZM201 257V258H202ZM209 257H210V255H209ZM256 257V256H255ZM264 257V256H263ZM7 258V257H6ZM20 258H21V256H20ZM19 258V259H20ZM25 258H27V257H25ZM55 258V259H54ZM103 259H106V258H104V257H102ZM109 258V257H108ZM141 258V259H140ZM150 258V257H149ZM157 258H155V259H157ZM162 258V257H161ZM164 258H162L163 260H165V261H167L166 259H164ZM187 258H189V256H187ZM232 258H233V256H232ZM231 258V259H232ZM250 258H251V256H250ZM4 259V258H3ZM9 259H11V258H9ZM14 259V258H13ZM66 259V260H65ZM100 259V258H99ZM130 259V260H129ZM129 259H126L127 261H130V262H127V264H132L133 262V260H136V259H133L132 261H131V258H129ZM153 259H154V257H153ZM170 259V258H169ZM179 259H181V258H179ZM178 259V260H179ZM184 259H186V258H184ZM190 259V260H191ZM191 260L192 262H193V264H194V262H196L195 260ZM207 259V258H206ZM209 259V258H208ZM230 259V260H231ZM5 260V259H4ZM3 260V261H4ZM8 260V259H7ZM17 261V259L15 258L14 259V261ZM136 260V261H137ZM138 260V262H140ZM149 260V259H148ZM159 260V259H158ZM158 260H157V262H158ZM175 260V259H174ZM189 259H188V263H189V261H190ZM264 260V259H263ZM0 261H2V260H0ZM6 261V260H5ZM11 261H13L12 259H11ZM10 260L8 261V263L10 264V262H11ZM104 261V260H103ZM106 261V260H105ZM123 261H125V260H123ZM136 261H134V264H135V262ZM147 261V260H146ZM146 261H141L139 264H142L143 262H144V264H146V263H148V261L146 262ZM152 261V259L150 260V262L149 263H152L151 262ZM153 261H155V260H153ZM165 261L163 262L164 264H166L165 263ZM245 261V260H244ZM250 261H251V259H250ZM250 261H249V263H248V261H247V264H258V260L256 261L257 263H255V261H251V262H253V263H250ZM126 262H122V263H126ZM138 262H136L137 264H138ZM160 262V264L162 263L161 261H159ZM167 262H170L169 260L167 261ZM176 262H178V261H176ZM180 262V261H179ZM186 262V261H185ZM237 262V261H236ZM263 262V263H262ZM3 263V262H2ZM6 263V262H5ZM57 263V262H56ZM61 264V262H58V264ZM87 263V262H86ZM96 263V262H95ZM95 263H93V264H95ZM109 263V262H108ZM118 263H119V261H118ZM121 263V262H120ZM187 263V262H186ZM196 263V264H197ZM203 263V264H204ZM209 263V262H208ZM207 263V264H208ZM244 264H246L245 262H243ZM0 264H1V262H0ZM4 264V263H3ZM12 264V263H11ZM14 264V263H13ZM55 264V263H54ZM66 264V263H65ZM89 264V263H88ZM92 264V263H91ZM153 264H155V262H153ZM157 264V263H156ZM159 264V263H158ZM175 264V263H174ZM178 264V263H177ZM190 264V263H189ZM210 264H212V263H210ZM242 264V263H241Z\"/></svg>","mask_w":264,"mask_h":264}]
</instances>
